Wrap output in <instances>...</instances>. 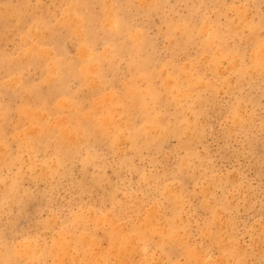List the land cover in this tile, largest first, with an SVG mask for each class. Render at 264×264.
Listing matches in <instances>:
<instances>
[{
    "label": "rangeland",
    "instance_id": "rangeland-1",
    "mask_svg": "<svg viewBox=\"0 0 264 264\" xmlns=\"http://www.w3.org/2000/svg\"><path fill=\"white\" fill-rule=\"evenodd\" d=\"M117 1L116 0H108V1L106 0L105 1L104 0H98V1L97 0H93V1L92 0H15V1L14 0H0V11H2L0 12V42H1L0 43L1 45L0 46V50H1L0 51L1 53L0 54V71H1L0 72V76H1L0 77V90H1L0 91V94H1L0 95V110L3 108L1 110L3 112L0 111V117H1L0 123L3 122L0 124V141H1L0 150L2 149L1 147L2 145L3 150L5 151V152L3 150L0 151V162H1L0 163V179H1L0 188L3 187L2 190L0 191V212L3 210L2 211L3 213L2 212L0 213V234L2 233L0 235V241H1L0 264L1 263L2 264H24L25 262H26L25 264H29V263L31 264H39V263L40 264H55V263L63 264L65 261H67V264H75V263L77 264V261H76L77 259L75 258H78V264H83V262L84 264H87V263L96 264L97 261L98 262L102 261L97 264H101V263L110 264L112 262L113 264H118V262L122 264L123 263L122 261H124L123 264H126L127 263L126 261H128L129 259L131 260H129L127 264H130L133 262H134L133 264H152V263L153 264H160V263L161 264H198V263L206 264L207 262L210 264L211 263L213 264L214 263L215 264H230V263L231 264H234V263L235 264H239V263L240 264L241 263L243 264L245 263L246 264H264V74H263L264 73V64H263L264 54H262L264 53V49H263L264 42H262L264 41V0H192V1L191 0L190 1L189 0H148V1L146 0L147 2L145 0H128V1L119 0L118 1L119 3ZM141 1H145L147 3V6H146V3L144 2L143 4L146 6L145 7ZM150 1L152 4L150 3ZM128 2L130 3V7H128L129 6ZM107 6L112 7V9L110 7L107 8ZM113 6L115 8H113ZM241 7L242 9H240ZM106 8L110 9L108 10L109 11L108 15L106 13L107 11ZM77 9H80L79 13L77 12L78 11ZM222 9H225V10H222ZM234 9H238V11ZM90 10L93 13L90 12ZM130 10L132 12L131 15H130ZM193 10L194 12L192 13ZM6 11L8 12L6 13ZM146 11H148L147 14H146ZM239 11L242 13L241 15ZM244 12H246L247 15ZM5 13H6V16L8 15V13L9 15L6 17L4 16ZM238 13L240 16L238 15ZM120 14H123V15H120ZM69 15H70V18H69ZM18 16H19V19L17 18ZM106 16H108V18L110 17L109 18L110 20ZM104 17L106 18L104 19ZM66 18H69V19H66ZM107 19H108V22H104ZM234 19H236V21H234ZM69 20L70 21L73 20V21L70 22ZM109 21H111L114 25H111L112 23ZM207 21L209 22L207 23ZM230 21H233L234 23ZM244 21L246 22L244 23ZM102 22L105 23V25ZM211 22L213 24H211ZM107 23L110 25H107ZM128 24H129V27H128ZM77 26L78 27L80 26V27L77 28ZM196 26H198V28ZM199 26H202L201 30ZM4 27H7V28H4ZM104 27L106 29H104ZM111 27L113 28L111 29ZM203 27L205 28L203 29ZM259 28L260 30L258 31ZM137 29L140 31H137ZM30 30L32 33L30 32ZM41 30L44 32H41ZM77 30H79L80 32H78ZM68 31L69 33H66ZM130 31L132 34L129 33ZM208 31H209V34H207ZM76 32L78 33L75 34ZM137 32H139L138 35L140 34L139 35L140 38L137 34H134ZM36 34L38 35L34 36ZM54 35L55 36L57 35L56 38ZM105 37H108V38H105ZM19 38L20 39L22 38V39L20 40ZM131 38H134L135 40ZM54 39L56 41H54ZM126 39H128L129 41ZM104 40L107 41V43L109 44H106ZM52 42L53 44H55L54 46ZM230 42L232 45L230 44ZM34 43H36L35 45L37 47H34L35 46ZM111 44L112 46L110 47ZM80 45L82 46L80 47ZM64 46L66 48H64ZM7 47L10 48L11 50L8 49ZM38 47H39V50H35ZM59 47H61V49ZM118 50L119 52L121 50V52L123 53L121 52L118 53ZM46 51H48L47 52L48 54L46 53ZM61 51H62L63 56L61 54ZM67 51H68V54H66ZM115 51H117V53ZM51 52L52 54L50 55ZM64 52H65V55H64ZM113 52L116 54H114ZM214 52H215V55H214ZM38 53L42 55H39ZM109 53H110V56H109ZM137 54L139 55V57ZM219 54L221 56H219ZM216 55H218V57ZM260 55L262 57H260ZM131 56L134 58H132ZM226 56L228 57V59ZM82 57H85V58L83 59ZM98 57H100V59ZM107 57L109 60L106 59ZM151 57H154V58L152 59ZM21 58H24V59H21ZM60 58H62L61 62L59 60ZM80 58H82V60ZM119 58H120L119 60L120 62L118 63ZM136 58H139V59L137 60ZM55 59L56 61H53ZM86 59L87 61L86 63H84ZM132 59H133V62H132ZM51 61L54 64L51 63ZM71 61L74 62L75 64L73 63L72 65ZM141 61L143 62L141 63ZM175 61H177V63ZM234 61L235 62L237 61V63L235 64ZM68 63L71 65V67H69L70 65ZM112 63H115V65ZM238 64L240 66H238ZM52 65H56L55 67L57 68L53 67ZM221 65H222V69H221ZM35 66L36 67L38 66V67L36 68ZM98 66H99V69H98ZM217 67H219L220 69H217ZM7 68L9 69V71ZM160 68L163 70H161ZM250 68L252 69L253 73L250 72L251 71L249 70ZM51 69H54V70H51ZM57 70H59L60 72ZM100 70H102L103 72H101ZM28 71L31 73H29ZM54 71L57 72V74L59 72V74L58 75L56 73L53 74ZM82 71H84L85 73L84 72L82 73ZM87 71L90 73H88ZM72 72L75 74V76ZM86 72L88 74H86ZM220 73L221 75H219ZM117 74H120V75L117 76ZM69 75H70V78H69ZM72 75L73 77H71ZM140 75L143 77H141ZM88 76L89 78L91 77L90 79L91 81H89ZM48 77L49 78L51 77V78L49 79ZM168 77L170 79H167ZM58 78L61 79L60 81L64 83L66 82V83L63 84L62 82L59 81ZM205 79H207L208 81ZM5 80H8V82ZM9 80L11 81L9 82ZM87 80L91 83H89ZM92 80L95 83H97L95 84V86L94 84H92ZM229 80H231V82ZM227 81H228V84H227ZM67 82L68 84L72 82V84L68 85ZM6 83H7V86H6ZM76 83L79 85H77ZM169 83H171V85ZM241 83H243L244 85H242ZM66 84L67 86H65ZM88 84H90V86L92 85L91 86L92 88ZM120 84L122 87L120 86ZM216 84H218L219 86L218 85L216 86ZM123 85H125L126 87H124ZM69 86L71 88H69ZM89 87L91 89H89ZM19 88L20 89L23 88V89L19 90ZM52 88H55L53 89L54 91L52 90ZM61 89L63 91H61ZM47 90L49 91V95L47 93L48 92ZM88 90H90V93ZM109 90H112V91H109ZM28 91H30V93ZM108 91L111 93H109ZM41 92L42 94L44 93V95L42 94L40 95ZM73 92H74V97H73ZM75 92L78 94L79 97L76 95ZM7 93L10 94V98ZM53 93L55 94V97ZM56 93L58 97H56L57 96ZM103 93H106V94L104 95ZM120 93L121 94L123 93V94L121 95ZM172 93H175V94L172 95ZM16 95L19 96L20 98L17 97ZM51 95L54 97V99H52L53 97ZM98 95L101 96L102 98L97 99L99 98ZM41 96L45 100L42 99ZM108 97L110 98L111 101L109 100ZM39 98L41 100H39ZM105 98H108V100ZM61 99L64 100L69 105V107L68 105L66 106V103L62 101ZM80 99H81V102L83 101L84 103L83 102L81 103ZM88 99L91 103L88 102ZM94 99H97V100L95 101ZM59 100H61L65 106ZM77 100L80 103H77L78 102ZM56 101H58V103H56ZM35 102L37 103L39 102L38 104L39 107L37 103ZM136 104H138V106ZM52 105H54L53 108L51 107ZM1 106H4V107H1ZM33 106H35V108H33ZM236 106L238 107L237 109H236ZM60 107H63V108H60ZM83 107L86 109L84 110ZM115 108H118V109L115 110ZM152 109L153 110L155 109V110L153 111ZM28 112H31V113L28 114ZM102 112L103 114L106 115V117L102 114ZM41 113H43L42 115H44V117L42 118H41ZM52 113H54L55 115ZM37 114H39V117ZM87 114L89 117L86 116ZM75 115H77V117ZM99 115L101 118L103 115L104 119L102 118L103 120H100V117H98ZM67 116L70 118L68 119ZM157 116L159 119L157 118ZM52 117H57V118H52ZM96 117L99 118L98 121ZM107 117L109 120L107 119ZM123 117H125V119H123ZM235 117L239 119L237 120ZM59 118L61 119L66 118L67 120L66 119L61 120ZM71 118H73L74 120ZM105 118L107 121H109V123L105 120ZM178 118H181V119H178ZM25 119L27 120V122H25L26 121ZM28 120L29 122H32V124L29 123ZM90 120L92 122H90ZM232 120L235 122L237 120L236 124ZM64 121L66 124L64 123ZM99 121L100 122L102 121V122L100 123ZM112 121L113 123H111ZM33 122L36 124H33ZM59 122H60V125H59ZM152 123H154L153 124L154 126L152 125ZM195 123L197 126L194 125ZM75 124L77 125V127ZM110 124H111V127H110ZM66 125H67V128L69 127L68 132H66L67 130L65 131L66 127L65 129L64 127H61V126H66ZM151 125L153 126L154 129H152ZM155 126L156 127L160 126V128L156 130ZM189 126L192 128H189ZM24 127L27 128L28 130L25 129ZM34 127L36 128L34 129ZM111 128L113 131H111ZM117 128L118 130L119 129L120 130L117 131L116 130ZM146 128L148 129V131L146 130ZM45 129H46V132H45ZM95 129L96 131L98 129V131L97 132L95 131L94 133ZM162 130H164V133ZM19 131H22V132L24 131V133L21 132L22 136L21 135L17 136L20 134V133L18 134ZM75 131L76 132L78 131L79 134L78 133L75 134ZM156 131L158 133H156ZM110 132H112V134ZM34 133L36 135H34ZM28 134L30 135L32 134L34 136L33 137L32 135L28 136ZM71 134L72 135L74 134L75 135V136L73 135L74 137L77 136L76 138H78L77 141L79 142L76 141V138L74 142L73 141L74 138L72 137ZM116 134L119 138L121 134L123 137L121 136V139L117 140L118 137L116 136ZM49 136L53 138L51 139ZM56 136L58 138H56ZM114 136H115L114 139L111 138ZM69 137L72 138L73 140L70 139ZM136 137L138 138L136 139ZM61 138H63V140ZM83 138L86 140V142H84L85 140ZM122 138H124L123 139L124 141H120L122 140ZM67 140L69 142L66 143ZM54 141L55 142L57 141L59 145L57 143H56L57 145L55 143L50 144V142H54ZM89 141H91L92 144ZM117 141L122 142V143H117ZM36 142H37V145L39 142L38 146L40 145L41 146L38 147L36 145ZM124 142H126V145L123 144ZM44 143H45V146H44ZM22 144L26 145L27 147L24 145L22 146ZM121 144H123L125 147L121 146ZM42 145L45 148H43ZM22 147L23 149L21 150ZM29 147L30 149L28 151ZM75 148H77L76 151L78 150L77 154L75 153L76 152L74 150ZM34 149H36L35 152H33ZM54 149L56 150L54 151ZM193 149L196 151H194ZM47 150L49 151V153ZM115 150L116 152H114ZM46 151H47V154H46ZM51 151H53L52 154H50ZM56 151H58V153ZM78 152L81 154H79ZM85 153L87 154L90 153V156L87 154L85 155ZM185 153L187 154L183 156V154ZM36 154L37 156L35 157ZM46 155L47 156L49 155V157H47ZM74 155L76 158L74 157ZM17 156L18 157L24 156L25 158L20 159ZM37 157H38V161L36 160ZM69 157H71L72 159L71 158L69 159ZM82 157L83 158L85 157L84 159H86V161L88 162L85 163L86 161H84ZM26 158L28 159L31 158L35 162H32L33 160L29 161ZM182 158L183 160L187 159L186 164H185L186 160L184 161V163L183 161H180ZM50 159H52V161ZM96 159L99 161H97ZM62 160L64 161L62 162ZM89 160H91V162H89ZM127 160H129L130 162H128ZM80 161L82 162L84 161V163H81ZM47 162H49L50 164L48 163L47 165ZM53 163L54 165L57 166L56 169L55 167L53 168L54 166L52 165ZM59 163H61V165ZM34 164L35 165L37 164L36 165L37 167L40 164V166H42L43 168L44 166H47V168H45L46 170L45 169L43 170V168L40 167L41 168L40 170V168L35 167ZM16 165H19L20 167ZM124 166L126 168H124ZM49 167H51L52 169L51 172H50ZM120 167L122 168V170ZM20 168L21 169L23 168V169L21 170ZM67 168L69 169L67 170ZM34 169H37V170H34ZM18 170H21V171L19 172ZM56 170L58 171L60 170V172ZM192 170L194 172H192ZM34 171L36 172V174ZM57 172L60 173L59 177H57V175H59ZM18 173L19 174L25 173L26 175L21 174L18 176ZM47 173L50 174L49 177L46 175ZM62 173L64 174L62 175ZM44 174L45 176L43 177L42 175ZM52 174L54 175L53 178H52L53 176ZM83 174H85V176ZM104 174L106 175L104 176ZM30 176H32V179H29L31 178ZM40 177H41V180L39 179ZM216 177H217V180H216ZM33 179L35 180L33 181ZM85 179L87 180V182ZM4 180H7V181L4 182ZM207 180L209 181V183L207 182ZM98 181L102 182V185ZM202 181L206 184L205 186H209V187H206L208 189V192H207V189L205 188L206 195L204 194V191H203L205 186L202 187L200 185V184L204 185ZM177 185L179 186V188ZM200 189L203 192L202 191L199 192ZM210 192H212V194ZM123 194H125V198L124 196H122ZM117 195L119 196L116 197ZM120 197L123 200H121ZM11 198H14L15 201L14 199H11ZM135 200L136 202H134ZM139 200L141 201V203ZM116 201L118 204L116 203ZM120 202L123 204H121ZM127 202H129V204ZM180 202L182 203L180 204ZM120 204L122 206H120ZM182 204H184L185 206L184 205L182 206ZM112 205H115V206H112ZM152 206L157 208V210L155 211V208H153ZM131 207L132 209H130ZM135 207H137L138 209ZM146 207H149V208H146ZM158 207L160 210L158 209ZM84 208L86 210L88 209L89 211L88 210L87 211L89 213L86 212ZM150 209L152 210L150 211ZM81 210H83L84 213H82ZM152 211H155V212H152ZM76 212L78 213L75 214ZM184 212H186L187 214ZM79 213L81 216H79ZM112 213L114 215H112ZM5 214H6V217H5ZM108 214L112 218H110ZM74 215H77L78 217L77 216L74 217ZM91 215L93 217H91ZM115 215H117L118 217ZM97 216L98 218L99 217L100 218L98 219ZM114 217H115V222L113 219ZM219 217L222 219H220ZM86 218H88V222ZM190 218H192V220ZM104 219H106V221H104ZM111 219H113V221ZM137 219L138 221H136ZM77 220H80V221H77ZM90 220H91V223H90ZM92 220L94 223L92 222ZM141 220L142 222L140 223ZM228 220L230 223L228 222ZM84 221L86 223H84ZM10 222H11V225H10ZM103 222L105 223L103 224ZM135 222L137 223L135 224ZM215 222L216 224H214ZM151 223L155 224V226L152 225V227H150ZM206 223H209V224L206 225ZM102 224L104 226H102ZM146 224H150V225L147 226ZM113 225L114 226L116 225V226L113 227ZM158 225L162 226L163 228L162 229L161 227L158 228ZM189 225L191 226L189 227ZM204 225L206 226L204 227ZM230 225H232V227ZM142 226H143V229H142ZM201 226H202V229H201ZM126 227L129 228V230H127ZM130 227H131V230H130ZM154 227H157V228L155 229ZM218 227H222V228H218ZM223 227H224V232L222 231ZM115 228H118V229H115ZM147 228H150V229L148 230ZM189 228L191 229V232H189L190 231ZM56 229L57 231H55ZM158 229H161V230H158ZM11 230L13 231V233ZM144 231H146V234L148 233L147 235L149 237L146 234H144ZM65 232H67L68 235ZM233 232L235 233L233 234ZM77 233H79V235ZM111 233L112 234L114 233V235H111ZM125 233L126 234L128 233V234L126 235ZM131 234L133 237H130ZM224 235H226V240L224 238ZM66 236H69L68 238L71 240L67 239ZM83 236L86 237V239H84ZM125 236H127L128 238L130 237L129 239H132V240H126L127 237ZM60 237L63 238L62 239L63 242H61ZM111 237L114 238V240H112ZM117 238L118 239L120 238V240H117ZM186 238H189V239H186ZM26 239H28L27 244H26ZM54 239L56 241V244L54 242ZM157 239L159 242L155 241ZM51 240L52 242H54L53 244L51 243ZM58 240H59V244H58ZM21 241H23V243H21ZM64 241L66 242V244H63L64 248H62L63 247L62 243H65ZM74 241L77 243H74ZM130 241L136 242L135 243L136 246L135 245L133 246V243L131 244ZM107 242H109V244ZM137 242L140 245H138ZM29 243L31 244V246L33 244L34 245L31 247ZM70 243L72 244V246ZM86 243H89V244L92 243V244L89 245ZM172 243L174 245H172ZM226 243L227 245H225ZM229 243H232L233 245L232 244L229 245ZM24 244L27 245V250L25 249L26 247L25 248L22 247V246H26ZM60 244L62 246H60ZM126 245H128V247ZM6 246H7V251H6ZM34 246L36 247L38 246V249ZM39 246L42 248H40ZM68 246L69 248L67 249ZM73 246L75 247V249L73 248ZM215 246L217 247L215 248ZM83 247L85 248L83 249ZM221 247L223 248L225 247L224 249L226 250H223ZM15 248H17V251ZM21 248L24 249L23 250L24 252L26 250L25 252L26 254L25 253L21 254L23 252ZM101 248L103 251L100 250ZM125 248L128 249L126 252V255H125V252L123 251V250H126ZM41 249H42V252H40ZM193 249H196L197 251H193ZM220 249L222 250L220 251ZM59 251L62 252V255L64 254L65 258L64 257L62 258V256L59 255L61 254L59 253ZM96 251H97V254H96ZM188 251L189 253H187ZM37 252L38 253L40 252V253L36 255ZM67 252L70 254H68ZM88 252H89V255H88ZM118 252H121V253H118ZM138 252L140 255L136 256V254L138 255ZM143 252L145 253L143 254ZM157 252L159 254H157ZM76 253H78V255ZM93 253L95 256L97 255L96 256L97 259H94L96 257L93 255ZM20 254L22 257L20 256ZM30 254L32 255L34 254L35 256L33 255L34 257H32V255ZM133 254L135 257L134 259L132 258ZM24 255L25 256L28 255V256L25 257ZM108 255L109 257H107ZM181 255L182 257L179 258V256ZM230 255L232 256L233 259H231ZM245 255L247 257H245ZM89 256L91 258H89ZM19 257L21 258L19 259ZM58 257L62 258L63 261H60V263L55 262L58 259ZM145 257L146 259H144ZM223 257L227 259L225 260ZM86 258H88V260ZM7 259L9 260L7 261ZM85 259H86V262L84 261ZM89 259H93V261L91 260V263H90ZM234 259L236 262H234ZM220 260H221V263L219 262ZM71 261H73L74 263H71ZM141 261L142 263H140ZM222 261H224L225 263L224 262L222 263Z\"/></svg>",
    "mask_w": 264,
    "mask_h": 264
},
{
    "label": "bare ground",
    "instance_id": "bare-ground-1",
    "mask_svg": "<svg viewBox=\"0 0 264 264\" xmlns=\"http://www.w3.org/2000/svg\"><path fill=\"white\" fill-rule=\"evenodd\" d=\"M14 1H15V0H14ZM92 1H93V0H92ZM97 1H98V0H97ZM104 1H105V0H104ZM106 1H108V0H106ZM116 1H117V0H116ZM118 1H119V0H118ZM118 1H117V2H118ZM127 1H128V0H127ZM145 1H146V0H145ZM145 1H141L142 4H143ZM147 1H148V0H147ZM147 1H146V2H147ZM189 1H190V0H189ZM191 1H192V0H191ZM72 2H73V1H72ZM146 2H145V3H146ZM184 2H185V1H184ZM70 3H71V2H70ZM99 3H100V2H99ZM104 3H105V2H104ZM118 3H119V2H118ZM128 3H129V2H128ZM150 3H151V1H150ZM217 3H218V2H217ZM107 4H108V2H107ZM121 4H122V3H121ZM151 4H152V3H151ZM112 5H113V4H112ZM131 5H132V4H131ZM143 5H144V4H143ZM157 5H159V4H157ZM163 5H164V4H163ZM67 6H68V5H67ZM72 6H74V5H72ZM144 6H145V5H144ZM146 6H147V3H146ZM146 6H145V7H146ZM235 6H236V5H235ZM237 6H238V5H237ZM16 7H17V6H16ZM23 7H24V6H23ZM87 7H88V6H87ZM97 7H98V6H97ZM109 7H110V6H109ZM109 7L107 6V8H109ZM119 7H120V6H119ZM123 7H124V6H123ZM126 7H127V6H126ZM128 7H130V3H129V6H128ZM34 8H35V7H34ZM107 8H106L107 11L110 10V9H107ZM110 8L112 9V7H110ZM113 8H115V7L113 6ZM71 9H72V8H71ZM126 9H127V8H126ZM220 9H221V8H220ZM232 9H233V8H232ZM238 9H239V8H238ZM238 9H234V10H237V11H238ZM240 9H242V7H241ZM2 10H3V8H2ZM12 10H13V9H12ZM12 10H11V11H12ZM27 10H28V9H27ZM77 10H78L77 12L79 13V12H80V11H79L80 9H77ZM95 10H96V9H95ZM102 10H103V9H102ZM222 10H225V9H222ZM244 10H245V9H244ZM81 11H82V9H81ZM88 11H89V9H88ZM97 11H98V10H97ZM107 11H106V13H107V15H108V14H109V11H108V12H107ZM124 11H125V10H124ZM0 12H2V11H0ZM7 12H8V11H6V13H7ZM29 12H30V11H29ZM58 12H59V11H58ZM90 12H92V11L90 10ZM147 12H148V11H146V14H147ZM193 12H194V10L192 11V13H193ZM239 12H240V11H239ZM246 12H247V11H246ZM246 12H244V13L246 14ZM6 13H5L4 16H6ZM43 13H44V12H43ZM84 13H85V12H84ZM92 13H93V12H92ZM94 13H95V12H94ZM100 13H101V12H100ZM106 13H104V14H106ZM111 13H112V12H111ZM111 13H110V14H111ZM125 13H126V12H125ZM131 13H132V12H131V10H130V15H131ZM1 14H3V13H1ZM96 14H97V13H96ZM126 14H127V13H126ZM216 14H217V13H216ZM227 14H228V13H227ZM241 14H242V13L240 12V15H241ZM8 15H9V13H8ZM8 15H7V16H8ZM26 15H27V14H26ZM41 15H42V14H41ZM89 15H90V13H89ZM118 15H119V14H118ZM120 15H123V14H120ZM124 15H125V14H124ZM238 15H239V13H238ZM240 15H239V16H240ZM246 15H247V14H246ZM246 15H245V16H246ZM7 16H6V17H7ZM27 16H28V15H27ZM61 16H62V15H61ZM61 16H60V17H61ZM67 16H68V15H67ZM67 16H66V17H67ZM100 16H102V15H100ZM149 16H150V15H149ZM209 16H210V15H209ZM216 16H217V15H216ZM223 16H224V15H223ZM39 17H40V16H39ZM86 17H87V16H86ZM89 17H90V16H89ZM106 17L108 18V16H106ZM106 17H104V19H105ZM200 17H202V16H200ZM17 18L19 19V16H18ZM29 18H30V16H29ZM69 18H70V15H69ZM69 18H66V19H69ZM109 18H110V17H109ZM109 18H108V19H109ZM163 18H164V17H163ZM193 18H194V17H193ZM198 18H199V17H198ZM206 18H207V17H206ZM214 18H215V17H214ZM214 18H213V19H214ZM241 18H242V17H241ZM248 18H249V17H248ZM60 19H61V18H60ZM80 19H81V18H80ZM108 19H107L106 21H104V22H108ZM125 19H126V18H125ZM125 19H124V20H125ZM243 19H244V18H243ZM243 19H242V21H243ZM12 20H14V19H12ZM16 20H17V19H16ZM16 20H15V21H16ZM62 20H63V19H62ZM76 20H77V19H76ZM90 20H91V19H90ZM109 20H110V19H109ZM112 20H113V19H112ZM127 20H128V19H127ZM167 20H168V19H167ZM26 21H28V20H26ZM64 21H65V19H64ZM64 21H63V23H64ZM69 21H70V20H69ZM72 21H73V20H72ZM72 21H70V22H72ZM82 21H83V19H82ZM102 21H103V19H102ZM192 21H193V20H192ZM194 21H195V20H194ZM216 21H217V20H216ZM234 21H236V19H234ZM13 22H14V21H13ZM39 22H40V21H39ZM60 22H61V21H60ZM76 22H77V21H76ZM80 22H81V21H80ZM109 22H111V21H109ZM115 22H116V21H115ZM127 22H128V21H127ZM129 22H130V21H129ZM208 22H209V21H207V23H208ZM228 22H229V21H228ZM230 22H233V21H230ZM245 22H246V21H244V23H245ZM8 23H9V22H8ZM40 23H41V22H40ZM40 23H39V24H40ZM73 23H74V22H73ZM102 23H103V22H102ZM111 23H112V22H111ZM207 23H206V24H207ZM217 23H218V22H217ZM233 23H234V22H233ZM240 23H241V22H240ZM103 24L105 25V23H103ZM192 24H193V23H192ZM204 24H205V22H204ZM211 24H213V23L211 22ZM238 24H239V23H238ZM238 24H237V25H238ZM73 25H74V24H73ZM98 25H99V24H98ZM100 25H101V24H100ZM107 25H110V24L107 23ZM107 25H106V26H107ZM111 25H114V24L112 23ZM131 25H132V24H131ZM178 25H179V24H178ZM198 25H199V24H198ZM208 25H209V24H208ZM237 25H236V26H237ZM243 25H244V24H243ZM26 26H27V25H26ZM118 26H119V25H118ZM118 26H117V27H118ZM205 26H206V25H205ZM209 26H210V25H209ZM12 27H13V26H12ZM39 27H40V26H39ZM79 27H80V26H79ZM79 27L77 26V28H79ZM93 27H94V26H93ZM128 27H129V24H128ZM131 27H132V26H131ZM196 27L198 28V26H196ZM199 27H200V30H201V27H202V26H199ZM213 27H214V26H213ZM252 27H253V26H252ZM252 27H251V28H252ZM4 28H7V27H4ZM75 28H76V27H75ZM112 28H113V27H111V29H112ZM165 28H166V27H165ZM180 28H181V27H180ZM204 28H205V27H203V29H204ZM238 28H239V27H238ZM256 28H257V26H256ZM260 28H261V27H260ZM260 28L258 29V31L260 30ZM13 29H15V28H13ZM24 29H25V28H24ZM80 29H81V28H80ZM104 29H106V28L104 27ZM109 29H110V28H109ZM127 29H128V28H127ZM228 29H229V28H228ZM253 29H254V28H253ZM58 30H59V29H58ZM70 30H71V29H70ZM94 30H95V29H94ZM184 30H185V29H184ZM188 30H189V29H188ZM210 30H211V29H210ZM222 30H223V29H222ZM229 30H230V29H229ZM233 30H234V29H233ZM238 30H239V29H238ZM244 30H246V29H244ZM244 30H243V31H244ZM38 31H39V30H38ZM61 31H62V30H61ZM73 31H74V29H73ZM73 31H72V32H73ZM77 31L80 32L79 30H77ZM98 31H99V30H98ZM104 31H105V30H104ZM134 31H135V30H134ZM137 31H140V30L137 29ZM227 31H228V30H227ZM235 31H236V30H235ZM239 31H240V30H239ZM30 32H31V30H30ZM41 32H44V31L41 30ZM78 32H76L75 34H77ZM113 32H114V31H113ZM123 32H124V30H123ZM132 32H133V31H132ZM191 32H192V31H191ZM197 32H198V31H197ZM201 32H202V31H201ZM205 32H206V31H205ZM31 33H32V32H31ZM36 33H37V32H36ZM62 33H63V32H62ZM66 33H69V31L66 32ZM91 33H92V32H91ZM129 33H131V31H130ZM129 33H128V34H129ZM138 33H139V32L134 33V34H137V35H138ZM178 33H179V32H178ZM229 33H230V32H229ZM245 33H246V32H245ZM33 34H34V33H33ZM33 34H32V35H33ZM39 34H40V33H39ZM42 34H43V33H42ZM46 34H47V33H46ZM46 34H45V35H46ZM56 34H57V32H56ZM60 34H61V33H60ZM60 34H59V35H60ZM101 34H102V33H101ZM112 34H113V33H112ZM131 34H132V33H131ZM131 34H130V35H131ZM145 34H146V33H145ZM203 34H204V33H203ZM207 34H209V31H208ZM238 34H239V33H238ZM37 35H38V34H36V35H34V36H37ZM48 35H50V34H48ZM79 35H81V34H79ZM110 35H111V34H110ZM139 35H140V34H139ZM139 35H138V36H139ZM39 36H40V35H39ZM41 36H42V35H41ZM54 36H55V35H54ZM56 36H57V35H56ZM56 36H55V38H56ZM67 36H68V35H67ZM67 36H66V37H67ZM75 36H76V35H75ZM75 36H74V38H75ZM118 36H119V35H118ZM127 36H128V35H127ZM205 36H206V35H205ZM210 36H211V35H210ZM46 37H47V36H46ZM61 37H62V36H61ZM64 37H65V36H64ZM64 37H63V38H64ZM69 37H70V36H69ZM77 37H78V35H77ZM112 37H113V36H112ZM125 37H126V36H125ZM129 37H130V36H129ZM133 37H134V36H133ZM143 37H144V35H143ZM227 37H228V35H227ZM230 37H231V36H230ZM249 37H250V36H249ZM3 38H4V37H3ZM3 38H2V39H3ZM57 38H58V37H57ZM79 38H80V37H79ZM105 38H108V37H105ZM114 38H115V37H114ZM134 38H135V37H134ZM134 38H131V39H134ZM139 38H140V36H139ZM190 38H191V37H190ZM214 38H215V37H214ZM252 38H253V37H252ZM19 39H20V38H19ZM21 39H22V38H21ZM21 39H20V40H21ZM45 39H46V38H45ZM50 39H51V38H50ZM59 39H60V38H59ZM59 39H58V40H59ZM109 39H110V38H109ZM135 39H136V38H135ZM135 39H134V40H135ZM250 39H251V38H250ZM260 39H261V38H260ZM33 40H34V39H33ZM105 40H107V39H105ZM105 40H104V41H105ZM113 40H114V39H113ZM113 40H112V41H113ZM120 40H121V39H120ZM126 40H128V39H126ZM134 40H133V41H134ZM146 40H147V39H146ZM195 40H196V39H195ZM244 40H245V39H244ZM247 40H248V39H247ZM1 41H2V40H1ZM25 41H26V40H25ZM54 41H56V40L54 39ZM54 41H53V42H54ZM62 41H63V39H62ZM66 41H67V40H66ZM102 41H103V40H102ZM112 41H111V42H112ZM128 41H129V40H128ZM211 41H212V40H211ZM211 41H210V42H211ZM27 42H28V41H27ZM49 42H50V41H49ZM53 42H52V44H53ZM59 42H60V41H59ZM73 42H74V40H73ZM105 42H106V44H109V43H107V41H105ZM199 42H200V41H199ZM205 42H206V41H205ZM216 42H217V41H216ZM216 42H215V43H216ZM218 42H219V40H218ZM262 42H264V41H262ZM0 43H1V42H0ZM50 43H51V42H50ZM54 43H55V42H54ZM62 43H64V42H62ZM75 43H76V42H75ZM131 43H132V42H131ZM131 43H130V44H131ZM136 43H137V42H136ZM211 43H212V42H211ZM35 44H36V43H34V45H35ZM44 44H45V43H44ZM81 44H82V43H81ZM102 44H103V42H102ZM119 44H120V43H119ZM121 44H123V43H121ZM125 44H126V43H125ZM172 44H173V43H172ZM204 44H206V43H204ZM212 44H213V43H212ZM221 44H222V43H221ZM230 44H231V42H230ZM242 44H243V43H242ZM245 44H246V43H245ZM9 45H10V44H9ZM19 45H20V44H19ZM22 45H23V44H22ZM27 45H28V43H27ZM54 45H55V44H53V46H54ZM93 45H94V44H93ZM231 45H232V44H231ZM261 45H262V43H261ZM0 46H1V45H0ZM47 46H48V45H47ZM58 46H59V45H58ZM58 46H56V47H58ZM81 46H82V45H80V47H81ZM111 46H112V44L110 45V47H111ZM114 46H115V45H114ZM125 46H126V45H125ZM125 46H124V47H125ZM127 46H128V45H127ZM225 46H226V45H225ZM228 46H229V45H228ZM257 46H258V44H257ZM29 47H30V46H29ZM31 47H33V46H31ZM34 47H37V46L35 45ZM49 47H50V46H49ZM61 47H62V46H61ZM61 47H59V48L61 49ZM83 47H84V45H83ZM85 47H86V46H85ZM93 47H94V46H93ZM115 47H116V46H115ZM124 47H123V48H124ZM179 47H180V46H179ZM223 47H224V46H223ZM223 47H222V48H223ZM235 47H237V46H235ZM249 47H250V46H249ZM5 48H6V47H5ZM7 48H8V47H7ZM54 48H55V47H54ZM59 48H58V49H59ZM62 48H63V47H62ZM64 48H66V47L64 46ZM76 48H77V47H76ZM113 48H114V47H113ZM145 48H146V47H145ZM151 48H152V47H151ZM228 48H229V47H228ZM240 48H241V47H240ZM260 48H262V47H260ZM8 49H10V48H8ZM14 49H15V48H14ZM21 49H22V48H21ZM34 49H35V48H34ZM42 49H43V48H42ZM42 49H41V50H42ZM46 49H47V48H46ZM46 49H45V50H46ZM58 49H57V50H58ZM84 49H85V48H84ZM95 49H96V48H95ZM118 49H119V48H118ZM143 49H144V48H143ZM225 49H226V47H225ZM236 49H237V48H236ZM245 49H246V48H245ZM263 49H264V48H263ZM10 50H11V49H10ZM35 50H39V47L36 48ZM41 50H40V51H41ZM50 50H51V49H50ZM100 50H101V49H100ZM107 50H108V48H107ZM141 50H142V49H141ZM175 50H176V49H175ZM179 50H180V49H179ZM234 50H235V49H234ZM239 50H240V49H239ZM252 50H253V49H252ZM0 51H1V50H0ZM4 51H5V50H4ZM8 51H9V50H8ZM59 51H60V50H59ZM63 51H64V50H63ZM86 51H87V50H86ZM93 51H94V50H93ZM126 51H127V50H126ZM142 51H143V50H142ZM176 51H177V50H176ZM224 51H225V50H224ZM231 51H232V50H231ZM35 52H36V51H35ZM37 52H38V51H37ZM47 52H48V51H46V53H47ZM115 52L117 53V51H115ZM120 52H121V50H120ZM120 52H119V50H118V53H120ZM130 52H131V51H130ZM149 52H150V51H149ZM151 52H152V51H151ZM202 52H203V50H202ZM240 52H241V51H240ZM251 52H252V51H251ZM257 52H258V51H257ZM24 53H26V52H24ZM46 53H45V54H46ZM58 53H59V52H58ZM82 53H83V51H82ZM87 53H88V52H87ZM89 53H90V52H89ZM113 53H114V52H113ZM116 53H114V54H116ZM121 53H123V52H121ZM125 53H126V52H125ZM131 53H132V52H131ZM134 53H135V51H134ZM137 53H138V52H137ZM174 53H175V52H174ZM211 53H212V51H211ZM216 53H217V51H216ZM218 53H219V52H218ZM229 53H230V52H229ZM260 53H261V52H260ZM0 54H1V53H0ZM12 54H13V53H12ZM38 54H39V53H38ZM43 54H44V53H43ZM47 54H48V53H47ZM51 54H52V52L50 53V55H51ZM61 54H62V51H61ZM66 54H68V51H67ZM111 54H112V53H111ZM114 54H113V55H114ZM149 54H150V53H149ZM149 54H148V55H149ZM175 54H176V53H175ZM227 54H228V53H227ZM234 54H235V53H234ZM234 54H233V55H234ZM237 54H238V53H237ZM244 54H245V53H244ZM251 54H252V53H251ZM253 54H254V53H253ZM258 54H259V53H258ZM262 54H264V53H262ZM17 55H18V54H17ZM17 55H16V56H17ZM39 55H42V54H39ZM64 55H65V52H64ZM75 55H76V54H75ZM75 55H74V56H75ZM90 55H91V54H90ZM132 55H133V54H132ZM137 55H138V54H137ZM145 55H146V54H145ZM150 55H151V54H150ZM214 55H215V52H214ZM230 55H231V54H230ZM27 56H28V55H27ZM33 56H34V55H33ZM45 56H46V55H45ZM48 56H49V55H48ZM48 56H47V57H48ZM62 56H63V54H62ZM92 56H93V55H92ZM92 56H91V57H92ZM97 56H98V55H97ZM109 56H110V53H109ZM116 56H117V55H116ZM118 56H119V55H118ZM140 56H141V54H140ZM216 56L218 57V55H216ZM219 56H221V55L219 54ZM55 57H56V56H55ZM72 57H73V56H72ZM78 57H79V56H78ZM89 57H90V56H89ZM103 57H104V56H103ZM113 57H114V56H113ZM119 57H120V56H119ZM131 57H132V56H131ZM138 57H139V55H138ZM144 57H145V56H144ZM203 57H204V56H203ZM226 57H227V56H226ZM228 57H229V55H228ZM228 57H227V59H228ZM253 57H254V56H253ZM260 57H262V56L260 55ZM14 58H15V57H14ZM17 58H18V57H17ZM28 58H29V57H28ZM66 58H67V57H66ZM82 58L84 59L85 57H82ZM82 58H80V59L82 60ZM86 58H87V57H86ZM98 58L100 59V57H98ZM129 58H130V57H129ZM132 58H134V57H132ZM151 58L153 59L154 57H151ZM230 58H231V57H230ZM21 59H24V58H21ZM61 59H62V58L59 59L60 62H61ZM78 59H79V58H78ZM102 59H103V58H102ZM102 59H101V61H102ZM106 59H108V57H107ZM121 59H122V58H121ZM136 59L138 60L139 58H136ZM143 59H144V58H143ZM155 59H156V58H155ZM170 59H171V58H170ZM259 59H260V58H259ZM261 59H262V58H261ZM69 60H70V59H69ZM88 60H89V59H88ZM108 60H109V59H108ZM119 60H120V58L118 59V63L120 62ZM127 60H128V59H127ZM137 60H136V61H137ZM140 60H141V59H140ZM146 60H147V59H146ZM174 60H175V59H174ZM204 60H205V59H204ZM206 60H207V59H206ZM236 60H237V58H236ZM53 61H56V59L53 60ZM64 61H65V60H64ZM73 61H74V60H73ZM86 61H87V59L84 61V63H86ZM101 61H100V62H101ZM129 61H130V60H129ZM136 61H135V62H136ZM144 61H145V60H144ZM226 61H227V60H226ZM1 62H2V61H1ZM62 62H63V60H62ZM67 62H68V60H67ZM71 62H72V61H71ZM77 62H78V61H77ZM80 62H82V61H80ZM91 62H92V61H91ZM91 62H90V63H91ZM115 62H116V61H115ZM121 62H122V61H121ZM125 62H126V60H125ZM132 62H133V59H132ZM142 62H143V61H141V63H142ZM173 62H174V61H173ZM175 62L177 63V61H175ZM234 62H235V61H234ZM5 63H6V62H5ZM7 63H8V62H7ZM11 63H12V62H11ZM48 63H49V62H48ZM51 63H53V62L51 61ZM51 63H50V64H51ZM69 63H70V62H69ZM69 63H68V64H69ZM73 63H74V62H72V65H73ZM84 63H83V64H84ZM90 63H89V64H90ZM104 63H105V62H104ZM107 63H108V61H107ZM110 63H111V62H110ZM128 63H129V62H128ZM128 63H127V64H128ZM136 63H137V62H136ZM141 63H139V64H141ZM145 63H146V62H145ZM147 63H148V61H147ZM153 63H154V62H153ZM153 63H152V64H153ZM164 63H165V62H164ZM229 63H230V62H229ZM236 63H237V61L235 62V64H236ZM12 64H13V63H12ZM53 64H54V63H53ZM74 64H75V63H74ZM112 64L115 65V63H112ZM152 64H151V65H152ZM185 64H186V63H185ZM230 64H231V63H230ZM263 64H264V60H263ZM5 65H6V64H5ZM56 65H57V63H56ZM56 65H52V66L55 67ZM61 65H62V64H61ZM69 65H70V64H69ZM120 65H121V64H120ZM124 65H125V63H124ZM134 65H136V64H134ZM167 65H168V64H167ZM169 65H171V64H169ZM6 66H7V65H6ZM41 66H42V65H41ZM52 66H51V67H52ZM86 66H87V64H86ZM93 66H94V65H93ZM100 66H101V64H100ZM226 66H227V65H226ZM232 66H233V65H232ZM238 66H240V65L238 64ZM12 67H13V66H12ZM35 67H36V66H35ZM37 67H38V66H37ZM37 67H36V68H37ZM69 67H71V65H70ZM72 67H73V66H72ZM103 67H104V66H103ZM119 67H120V66H119ZM121 67H122V66H121ZM124 67H126V66H124ZM150 67H151V66H150ZM160 67H161V66H160ZM167 67H168V66H167ZM183 67H184V65H183ZM212 67H213V66H212ZM233 67H234V66H233ZM250 67H251V66H250ZM5 68H6V67H5ZM29 68H30V67H29ZM55 68H57V67H55ZM76 68H77V67H76ZM80 68H81V67H80ZM105 68H106V67H105ZM133 68H134V67H133ZM152 68H153V67H152ZM185 68H186V67H185ZM198 68H199V67H198ZM210 68H211V66H210ZM231 68H232V67H231ZM7 69H8V68H7ZM49 69H50V68H49ZM98 69H99V66H98ZM113 69H114V68H113ZM147 69H148V68H147ZM160 69H161V68H160ZM170 69H171V67H170ZM172 69H173V68H172ZM187 69H188V68H187ZM217 69H220V68L217 67ZM221 69H222V65H221ZM226 69H227V68H226ZM247 69H248V68H247ZM255 69H256V68H255ZM24 70H25V69H24ZM27 70H28V69H27ZM51 70H54V69H51ZM65 70H67V69H65ZM103 70H104V69H103ZM125 70H126V69H125ZM150 70H151V69H150ZM161 70H163V69H161ZM165 70H166V69H165ZM184 70H185V69H184ZM233 70H234V68H233ZM238 70H239V69H238ZM249 70H251L250 72H252V69H251V68H250ZM249 70H248V71H249ZM8 71H9V69H8ZM10 71H11V69H10ZM17 71H18V70H17ZM33 71H34V70H33ZM57 71H59V70H57ZM61 71H62V69H61ZM85 71H86V69H85ZM96 71H97V70H96ZM100 71L103 72L102 70H100ZM225 71H226V70H225ZM0 72H1V71H0ZM28 72H29V71H28ZM28 72H27V73H28ZM38 72H39V71H38ZM48 72H49V71H48ZM59 72H60V71H59ZM59 72H58V74H59ZM83 72H84V71H82V73H83ZM87 72H88V71H87ZM87 72H86V74L90 73V72H88V73H87ZM29 73H31V72H29ZM55 73L57 74V72L54 71L53 74H55ZM72 73H73V72H72ZM78 73H79V72H78ZM84 73H85V72H84ZM161 73H162V72H161ZM252 73H253V72H252ZM2 74H3V73H2ZM8 74H9V72H8ZM39 74H40V73H39ZM58 74H57V75H58ZM61 74H62V73H61ZM61 74H60V76H61ZM68 74H69V73H68ZM73 74H74V73H73ZM76 74H77V73H76ZM93 74H95V73H93ZM228 74H229V73H228ZM263 74H264V73H263ZM24 75H26V74H24ZM49 75H50V74H49ZM70 75H71V74H70ZM70 75H69V78H70ZM83 75H84V74H83ZM99 75H100V74H99ZM111 75H112V74H111ZM118 75H120V74H117V76H118ZM152 75H153V74H152ZM173 75H174V74H173ZM193 75H194V74H193ZM193 75H192V76H193ZM202 75H203V74H202ZM207 75H208V74H207ZM219 75H221V73H220ZM224 75H225V74H224ZM229 75H230V74H229ZM5 76H6V75H5ZM16 76H17V74H16ZM16 76H15V77H16ZM21 76H23V75H21ZM27 76H28V75H27ZM47 76H48V75H47ZM74 76H75V74H74ZM101 76H102V75H101ZM112 76H113V75H112ZM136 76H138V75H136ZM140 76H141V75H140ZM234 76H235V75H234ZM239 76H240V75H239ZM0 77H1V76H0ZM24 77H25V76H24ZM51 77H52V75H51ZM51 77H50V78H51ZM71 77H73V75H72ZM94 77H95V75H94ZM94 77H93V79H94ZM123 77H124V76H123ZM126 77H127V76H126ZM141 77H143V76H141ZM141 77H139V78H141ZM164 77H165V75H164ZM193 77H194V76H193ZM228 77H229V76H228ZM232 77H233V76H232ZM240 77H241V76H240ZM17 78H19V77H17ZM28 78H29V77H28ZM28 78H27V79H28ZM45 78H47V77H45ZM48 78H49V77H48ZM50 78H49V79H50ZM53 78H54V77H53ZM55 78H56V77H55ZM59 78H61V77H59ZM59 78H58V79H59ZM67 78H68V77H67ZM67 78H66V79H67ZM86 78H87V76H86ZM106 78H107V77H106ZM118 78H119V77H118ZM134 78H136V77H134ZM144 78H145V77H144ZM162 78H163V76H162ZM253 78H254V77H253ZM9 79H11V78H9ZM13 79H14V78H13ZM23 79H25V78H23ZM88 79H89V81H91V80H90L91 77L89 78V76H88ZM116 79H117V78H116ZM142 79H143V78H142ZM159 79H160V78H159ZM167 79H170V78L168 77ZM180 79H181V78H180ZM197 79H198V78H197ZM203 79H204V78H203ZM236 79H237V78H236ZM240 79H241V78H240ZM30 80H31V79H30ZM53 80H54V79H53ZM55 80H56V79H55ZM60 80H61V79H59V81H60ZM69 80H70V79H69ZM102 80H103V79H102ZM140 80H141V79H140ZM146 80H147V79H146ZM205 80H207V79H205ZM209 80H210V79H209ZM226 80H228V79H226ZM234 80H235V79H234ZM234 80H233V81H234ZM5 81L8 82V80H5ZM10 81H11V80H9V82H10ZM42 81H43V80H42ZM45 81H47V80H45ZM49 81H51V80H49ZM63 81H64V80H63ZM67 81H68V80H67ZM82 81H83V79H82ZM82 81H81V82H82ZM87 81H88V80H87ZM89 81H88V82H89ZM110 81H111V80H110ZM110 81H109V82H110ZM118 81H119V80H118ZM125 81H126V80H125ZM125 81H124V83H125ZM169 81H170V80H169ZM193 81H194V80H193ZM207 81H208V80H207ZM221 81H223V80H221ZM229 81L231 82V80H229ZM245 81H246V80H245ZM60 82H62V81H60ZM76 82H77V81H76ZM114 82H115V81H114ZM116 82H117V81H116ZM200 82H201V81H200ZM210 82H211V81H210ZM217 82H219V81H217ZM19 83H20V82H19ZM21 83H22V82H21ZM24 83H25V82H24ZM26 83H27V82H26ZM62 83L65 84L66 82H65V83L62 82ZM89 83H91V82H89ZM111 83H112V82H111ZM117 83H118V82H117ZM140 83H141V82H140ZM194 83H195V82H194ZM202 83H203V82H202ZM11 84H12V83H11ZM15 84H16V83H15ZM31 84H32V83H31ZM67 84H68V82H67ZM67 84H66L65 86H67ZM70 84H72V82H71ZM70 84H68V85H70ZM76 84H77V83H76ZM92 84H94V86H95V84H97V83H95V82L92 80ZM165 84H167V83H165ZM169 84L171 85V83H169ZM213 84H214V83H213ZM221 84H222V83H221ZM227 84H228V81H227ZM236 84H237V83H236ZM241 84L244 85L243 83H241ZM1 85H3V84H1ZM29 85H30V84H29ZM45 85H46V84H45ZM53 85H54V84H53ZM77 85H79V84H77ZM88 85L90 86V84H88ZM217 85H218V84H216V86H217ZM223 85H225V84H223ZM234 85H235V84H234ZM6 86H7V83H6ZM35 86H36V85H35ZM62 86H63V85H62ZM62 86H61V87H62ZM65 86H64V87H65ZM91 86H92V85H91ZM91 86H90V87H91ZM120 86H121V84H120ZM123 86L126 87L125 85H123ZM201 86H202V84H201ZM218 86H219V85H218ZM232 86H233V85H232ZM4 87H5V86H4ZM24 87H25V86H24ZM24 87H23V88H24ZM59 87H60V86H59ZM90 87H89V89L92 88V87H91V88H90ZM121 87H122V86H121ZM175 87H176V86H175ZM199 87H200V86H199ZM227 87H228V86H227ZM240 87H241V86H240ZM20 88H21V87H20ZM20 88H19V90H22V89H23V88H22V89H20ZM29 88H31V87H29ZM55 88H56V87H55ZM55 88H52V90L55 89ZM69 88H71V87L69 86ZM93 88H94V87H93ZM98 88H99V87H98ZM102 88H103V87H102ZM107 88H109V87H107ZM113 88H114V87H113ZM115 88H117V87H115ZM9 89H10V88H9ZM11 89H12V87H11ZM27 89H28V88H27ZM120 89H121V88H120ZM120 89H119V91H120ZM135 89H136V88H135ZM168 89H169V88H168ZM174 89H175V88H174ZM219 89H221V88H219ZM232 89H233V88H232ZM29 90H30V89H29ZM49 90H50V88H49ZM79 90H80V89H79ZM113 90H114V89H113ZM169 90H170V89H169ZM180 90H181V89H180ZM180 90H179V91H180ZM192 90H193V89H192ZM209 90H210V89H209ZM212 90H213V89H212ZM216 90H217V89H216ZM0 91H1V90H0ZM47 91H48V90H47ZM53 91H54V90H53ZM61 91H63V90L61 89ZM61 91H60V92H61ZM65 91H66V90H65ZM67 91H68V90H67ZM88 91H89V93H90V90H88ZM109 91H112V90H109ZM109 91H108V92H109ZM143 91H144V90H143ZM172 91H173V90H172ZM179 91H178V92H179ZM6 92H8V91H6ZM13 92H14V91H13ZM13 92H12V94H13ZM25 92H26V91H25ZM25 92H24V93H25ZM28 92L30 93V91H28ZM56 92H57V91H56ZM82 92H83V91H82ZM128 92H129V91H128ZM128 92H127V93H128ZM141 92H142V91H141ZM144 92H145V91H144ZM178 92H177V94H178ZM208 92H209V91H208ZM211 92H212V91H211ZM9 93H10V92H9ZM15 93H16V91H15ZM15 93H14V95H15ZM47 93H48V95H49V91H48ZM61 93H62V92H61ZM71 93H72V91H71ZM75 93H76V92H75ZM79 93H80V92H79ZM83 93H84V92H83ZM86 93H87V92H86ZM96 93H97V92H96ZM96 93H94V94H96ZM109 93H111V92H109ZM109 93H108V94H109ZM117 93H118V92H117ZM162 93H163V91H162ZM175 93H176V91H175ZM175 93H172V95L175 94ZM185 93H186V92H185ZM185 93H184V94H185ZM7 94H8V93H7ZM41 94H42V92L40 93V95H41ZM45 94H46V93H45ZM50 94H51V93H50ZM53 94H54V93H53ZM59 94H60V93H59ZM101 94H102V93H101ZM103 94L105 95L106 93H103ZM112 94H114V93H112ZM120 94H121V93H120ZM122 94H123V93H122ZM122 94H121V95H122ZM184 94H183V95H184ZM0 95H1V94H0ZM8 95H9V98H10V94H8ZM8 95H7V96H8ZM40 95H39V96H40ZM42 95H44V93H43ZM46 95H47V94H46ZM56 95H57V93H56ZM65 95H67V94H65ZM76 95L78 96L77 93H76ZM89 95H90V94H89ZM121 95H120V96H121ZM152 95H153V94H152ZM206 95H207V94H206ZM5 96H6V95H5ZM5 96H4V97H5ZM16 96H17V95H16ZM28 96H29V95H28ZM33 96H34V95H33ZM51 96H52V95H51ZM61 96H62V95H61ZM77 96H76V97H77ZM91 96H92V95H91ZM98 96H99V95H98ZM102 96H103V95H102ZM108 96H109V95H108ZM111 96H112V95H111ZM194 96H195V95H194ZM14 97H15V96H14ZM14 97H13V98H14ZM17 97H19V96H17ZM52 97H53V96H52ZM54 97H55V94H54ZM54 97H53L52 99H54ZM56 97H58V95H57ZM59 97H60V96H59ZM70 97H71V96H70ZM73 97H74V92H73ZM78 97H79V96H78ZM85 97H86V96H85ZM94 97H95V96H94ZM104 97H105V96H104ZM104 97H103V99H104ZM106 97H107V96H106ZM114 97H115V95H114ZM163 97H164V96H163ZM166 97H167V96H166ZM179 97H180V96H179ZM208 97H210V96H208ZM1 98H2V96H1ZM19 98H20V97H19ZM41 98H42V96H41ZM45 98H46V97H45ZM100 98H102V97L99 96V98H97V99H100ZM108 98H109V97H108ZM108 98H105V99L108 100ZM120 98H121V97H120ZM169 98H170V97H169ZM180 98H181V97H180ZM16 99H17V98H16ZM37 99H38V98H37ZM42 99H44V98H42ZM63 99H64V98H63ZM65 99H67V98H65ZM72 99H73V98H72ZM76 99H77V98H76ZM76 99H75V100H76ZM97 99H94V100L96 101ZM126 99H127V98H126ZM206 99H207V98H206ZM18 100H19V99H18ZM21 100H22V99H21ZM39 100H41V99L39 98ZM44 100H45V99H44ZM61 100H62V99H61ZM61 100H59V101H61ZM68 100H69V98H68ZM86 100H87V99H86ZM92 100H93V99H92ZM92 100H91V101H92ZM107 100H106V101H107ZM109 100H110V98H109ZM192 100H193V99H192ZM208 100H209V99H208ZM211 100H212V99H211ZM211 100H210V101H211ZM15 101H16V100H15ZM19 101H20V100H19ZM37 101H38V100H37ZM42 101H43V100H42ZM62 101H64V100H62ZM62 101H61V102H62ZM77 101H78V100H77ZM110 101H111V100H110ZM184 101H185V100H184ZM193 101H194V100H193ZM24 102H25V101H24ZM46 102H47V101H46ZM64 102H65V101H64ZM69 102H70V101H69ZM80 102H81V99H80ZM80 102L78 101L77 103H80ZM82 102H83V101H82ZM82 102H81V103H82ZM88 102H90L89 99H88ZM100 102H101V100H100ZM123 102H124V101H123ZM191 102H192V101H191ZM202 102H204V101H202ZM1 103H3V102H1ZM21 103H22V102H21ZM33 103H34V102H33ZM35 103H37V102H35ZM53 103H55V102H53ZM56 103H58V101H56ZM59 103H60V102H59ZM65 103H66V102H65ZM83 103H84V102H83ZM90 103H91V102H90ZM31 104H32V103H31ZM38 104H39V102L37 103V105H38ZM46 104H47V103H46ZM62 104L64 105L63 102H62ZM87 104H88V103H87ZM203 104H204V103H203ZM7 105H8V104H7ZM17 105H18V104H17ZM29 105H30V104H29ZM54 105H55V104H54ZM54 105H52L51 107L53 108ZM63 105H61V106H63ZM67 105H68V104L66 103V106H67ZM107 105H108V104H107ZM136 105L138 106V104H136ZM175 105H176V104H175ZM35 106H36V105H35ZM35 106H33V108H35ZM41 106H42V105H41ZM57 106H58V105H57ZM64 106H65V105H64ZM81 106H82V105H81ZM108 106H109V105H108ZM1 107H4V106H1ZM31 107H32V106H31ZM38 107H39V105H38ZM46 107H48V106H46ZM68 107H69V105H68ZM68 107H67V108H68ZM85 107H86V106H85ZM94 107H95V106H94ZM203 107H204V106H203ZM10 108H11V107H10ZM60 108H63V107H60ZM75 108H76V107H75ZM83 108H84V107H83ZM184 108H185V107H184ZM237 108H238V107L236 106V109H237ZM2 109H3V108H2ZM2 109H1V110H2ZM24 109H25V108H24ZM46 109H47V108H46ZM73 109H74V108H73ZM85 109H86V108H84V110H85ZM116 109H118V108H115V110H116ZM135 109H137V108H135ZM135 109H134V110H135ZM1 110H0V111H1ZM8 110H9V109H8ZM25 110H26V109H25ZM47 110H48V109H47ZM59 110H60V109H59ZM63 110H64V109H63ZM79 110H80V109H79ZM79 110H78V111H79ZM120 110H121V109H120ZM149 110H150V109H149ZM152 110H153V109H152ZM154 110H155V109H154ZM154 110H153V111H154ZM241 110H242V108H241ZM6 111H7V110H6ZM30 111H31V109H30ZM48 111H49V110H48ZM81 111H82V110H81ZM137 111H138V110H137ZM157 111H158V110H157ZM236 111H237V110H236ZM1 112H3V111H1ZM7 112H8V111H7ZM23 112H24V110H23ZM26 112H27V111H26ZM39 112H40V111H39ZM49 112H50V111H49ZM52 112H53V111H52ZM68 112H70V111H68ZM72 112H73V110H72ZM83 112H84V111H83ZM86 112H87V111H86ZM88 112H89V111H88ZM91 112H92V111H91ZM104 112H105V111H104ZM125 112H126V111H125ZM138 112H139V111H138ZM190 112H191V111H190ZM237 112H238V111H237ZM240 112H241V111H240ZM30 113H31V112H28V114H30ZM92 113H93V112H92ZM134 113H136V112H134ZM184 113H185V111H184ZM5 114H6V113H5ZM42 114H43V113H41V118L44 117V115H42ZM52 114H54V113H52ZM94 114H95V113H94ZM97 114H98V113H97ZM102 114H103V112H102ZM116 114H117V113H116ZM151 114H152V113H151ZM34 115H35V114H34ZM37 115H38V117H39V114H37ZM54 115H55V114H54ZM78 115H79V114H78ZM103 115L106 117L105 114H103ZM103 115H102V118L104 119V116H103ZM131 115H132V114H131ZM22 116H23V115H22ZM45 116H46V114H45ZM75 116L77 117V115H75ZM86 116H88V114H87ZM86 116H85V117H86ZM91 116H92V115H91ZM190 116H191V115H190ZM190 116H189V117H190ZM60 117H61V116H60ZM63 117H64V116H63ZM67 117H68V116H67ZM67 117H66V118H67ZM88 117H89V116H88ZM98 117H100V115H99ZM98 117H96L97 121L99 120ZM114 117H115V116H114ZM144 117H145V116H144ZM236 117H237V116H236ZM236 117H235V118H236ZM241 117H242V116H241ZM0 118H1V117H0ZM4 118H5V117H4ZM4 118H3V120H4ZM9 118H10V117H9ZM19 118H20V116H19ZM28 118H29V117H28ZM36 118H37V117H36ZM41 118H40V119H41ZM52 118H57V117H52ZM66 118H63V119L65 120ZM69 118H70V117H68V119H69ZM78 118H79V117H78ZM86 118H87V117H86ZM90 118H91V117H90ZM102 118L100 117V120H103ZM157 118H158V116H157ZM11 119H12V118H11ZM37 119H38V118H37ZM48 119H49V118H48ZM48 119H47V120H48ZM59 119H61V118H59ZM59 119H58V120H59ZM63 119H61V120H63ZM71 119H73V118H71ZM107 119H108V117H107ZM123 119H125V117H123ZM158 119H159V118H158ZM178 119H181V118H178ZM192 119H193V118H192ZM232 119H233V118H232ZM236 119H237V118H236ZM238 119H239V118H238ZM238 119H237V120H238ZM1 120H2V119H1ZM23 120H24V119H23ZM25 120H26V119H25ZM53 120H54V119H53ZM53 120H52V121H53ZM55 120H56V119H55ZM66 120H67V119H66ZM73 120H74V119H73ZM80 120H82V119H80ZM105 120H106V118H105ZM108 120H109V119H108ZM114 120H115V119H114ZM164 120H165V119H164ZM189 120H190V119H189ZM237 120H236V122H237ZM30 121H31V120H30ZM106 121H107V120H106ZM232 121H233V120H232ZM5 122H6V121H5ZM17 122H18V121H17ZM20 122H21V121H20ZM25 122H27V120H26ZM28 122H29V120H28ZM54 122H55V121H54ZM57 122H58V121H57ZM60 122H62V121H60ZM60 122H59V125H60ZM69 122H70V121H69ZM90 122H92V121L90 120ZM99 122H100V121H99ZM101 122H102V121H101ZM101 122H100V123H101ZM107 122L109 123V121H107ZM143 122H144V121H143ZM153 122H154V121H153ZM173 122H174V121H173ZM184 122H185V121H184ZM233 122L236 124L235 121H233ZM1 123H3V122H1ZM1 123H0V124H1ZM15 123H16V122H15ZM22 123H23V122H22ZM29 123L32 124V122H29ZM48 123H49V122H48ZM64 123H65V121H64ZM88 123H89V122H88ZM111 123H113V121H112ZM115 123H116V122H115ZM117 123H118V122H117ZM182 123H183V122H182ZM191 123H192V122H191ZM12 124H14V123H12ZM33 124H36V123L33 122ZM44 124H45V123H44ZM51 124H52V123H51ZM56 124H57V123H56ZM65 124H66V123H65ZM129 124H130V123H129ZM141 124H142V123H141ZM150 124H151V123H150ZM153 124H154V123H152V125H153ZM240 124H241V123H240ZM29 125H30V124H29ZM37 125H38V124H37ZM41 125H42V124H41ZM41 125H40V126H41ZM49 125H50V124H49ZM53 125H54V123H53ZM72 125H73V124H72ZM75 125H76V124H75ZM87 125H88V124H87ZM87 125H86V126H87ZM145 125H147V124H145ZM152 125H151L152 129H154V128H153L154 125H153V126H152ZM156 125H157V124H156ZM192 125H193V124H192ZM194 125H196V123H195ZM237 125H238V124H237ZM55 126H57V125H55ZM83 126H84V125H83ZM83 126H82V127H83ZM104 126H105V125H104ZM121 126H122V125H121ZM172 126H173V125H172ZM172 126H171V127H172ZM180 126H181V125H180ZM196 126H197V125H196ZM9 127H11V126H9ZM18 127H19V126H18ZM21 127H22V126H21ZM28 127H29V126H28ZM37 127H38V126H37ZM49 127H51V126H49ZM61 127H64V129H65V127H66L65 131L67 130L66 132H68V128H69V127L67 128V125H66V126H61ZM76 127H77V125H76ZM106 127H107V125H106ZM106 127H104V128H106ZM110 127H111V124H110ZM131 127H133V126H131ZM141 127H142V126H141ZM146 127H147V126H146ZM24 128H25V127H24ZM32 128H33V126H32ZM32 128H31V129H32ZM35 128H36V127H34V129H35ZM52 128H53V126H52ZM73 128H74V127H73ZM119 128H120V127H119ZM129 128H130V127H129ZM158 128H160V126H159V127H156V126H155V129H156V130H157ZM161 128H162V127H161ZM189 128H192V127L189 126ZM25 129H27V128H25ZM34 129H33V130H34ZM47 129H48V128H47ZM76 129H77V128H76ZM76 129H74V130H76ZM87 129H88V128H87ZM131 129H132V128H131ZM141 129H142V128H141ZM149 129H150V127H149ZM152 129H151V131H152ZM170 129H171V128H170ZM237 129H238V128H237ZM18 130H19V129H18ZM27 130H28V129H27ZM37 130H38V129H37ZM40 130H41V129H40ZM74 130H72V131H74ZM101 130H102V129H101ZM116 130L119 131L120 129L118 130V128H117ZM146 130L148 131L147 128H146ZM35 131H36V130H35ZM52 131H53V129H52ZM85 131H86V130H85ZM95 131H96V129L94 130V133H95ZM97 131H98V129H97ZM97 131H96V132H97ZM99 131H100V130H99ZM111 131H113L112 128H111ZM139 131H140V130H139ZM141 131H142V130H141ZM144 131H145V130H144ZM162 131H163V133H164V130H162ZM193 131H194V130H193ZM12 132H13V131H12ZM21 132H22V131H19V132H18V134L20 133L19 135H17L16 133H15V134H16L17 136H20V135H21ZM45 132H46V129H45ZM69 132H70V131H69ZM149 132H150V131H149ZM153 132H154V130H153ZM153 132H152V133H153ZM187 132H189V131H187ZM22 133H24V131H23ZM27 133H28V132H27ZM27 133H26V134H27ZM31 133H32V132H31ZM47 133H48V131H47ZM54 133H55V132H54ZM76 133H78V131H77V132L75 131V134H76ZM89 133H90V131H89ZM110 133L112 134V132H110ZM113 133H114V132H113ZM156 133H158V132L156 131ZM163 133H161V134H163ZM185 133H186V132H185ZM195 133H196V132H195ZM11 134H12V133H11ZM43 134H45V133H43ZM43 134H42V135H43ZM51 134H52V133H51ZM55 134H56V133H55ZM55 134H54V135H55ZM78 134H79V133H78ZM99 134H100V133H99ZM114 134H115V133H114ZM192 134H193V133H192ZM16 135H15V136H16ZM31 135H32V134H31ZM31 135L28 134V136H31ZM34 135H36V134L34 133ZM34 135H32V137H33ZM71 135H72V134H71ZM73 135H74V134H73ZM73 135H72V137L74 138V140H73L72 138H70L71 136H70L69 138L72 139V140L75 142V138H76L77 136L74 137L75 135H74V136H73ZM118 135H119V134H118ZM125 135H126V134H125ZM130 135H131V134H130ZM171 135H172V134H171ZM190 135H191V134H190ZM21 136H22V135H21ZM47 136H48V135H47ZM84 136H85V135H84ZM94 136H96V135H94ZM104 136H106V135H104ZM116 136H117V134H116ZM121 136H122V134H121ZM121 136H120V138L117 136V137H118L117 140H118V139H121ZM137 136H138V135H137ZM49 137H50V136H49ZM66 137H67V136H66ZM78 137H79V136H78ZM122 137H123V136H122ZM140 137H141V136H140ZM159 137H160V136H159ZM163 137H164V136H163ZM181 137H182V136H181ZM187 137H188V136H187ZM187 137H186V138H187ZM201 137H202V136H201ZM20 138H21V137H20ZM39 138H40V137H39ZM50 138H51V137H50ZM52 138H53V137H52ZM52 138H51V139H52ZM56 138H58V137L56 136ZM67 138H68V137H67ZM81 138H82V137H81ZM81 138H80V139H81ZM84 138H85V137H84ZM84 138H83V139H84ZM109 138H110V137H109ZM111 138L114 139L115 136H114V137H111ZM137 138H138V137H136V139H137ZM17 139H19V138H17ZM40 139H41V138H40ZM45 139H46V138H45ZM61 139L63 140V138H61ZM70 139H69V140H70ZM87 139H88V138H87ZM107 139H108V138H107ZM123 139H124V138H122V140H120V141H124ZM147 139H149V138H147ZM181 139H182V138H181ZM181 139H180V140H181ZM10 140H11V138H10ZM35 140H36V139H35ZM37 140H38V139H37ZM48 140H49V139H48ZM77 140H78V138H76V141H77ZM84 140H85V139H84ZM126 140H127V139H126ZM126 140H125V141H126ZM132 140H133V139H132ZM139 140H140V139H139ZM139 140H138V141H139ZM16 141H17V140H16ZM20 141H21V140H20ZM29 141H30V140H29ZM44 141H45V140H44ZM46 141H47V140H46ZM59 141H60V140H59ZM64 141H65V140H64ZM81 141H82V140H81ZM94 141H95V139H94ZM94 141H93V142H94ZM102 141H103V140H102ZM108 141H109V140H108ZM108 141H107V142H108ZM127 141H128V140H127ZM127 141H126V142H127ZM148 141H149V140H148ZM0 142H1V141H0ZM9 142H10V141H9ZM13 142H14V141H13ZM22 142H23V141H22ZM24 142H25V141H24ZM67 142H69V141L67 140L66 143H67ZM77 142H79V141H77ZM77 142H76V143H77ZM82 142H83V141H82ZM84 142H86V140H85ZM84 142H83V143H84ZM89 142H91V141H89ZM99 142H101V141H99ZM126 142H124L123 144L126 145ZM184 142H185V141H184ZM28 143H29V142H28ZM40 143H42V142H40ZM51 143H55V144H56L57 141H56V142H55V141H54V142H50V144H51ZM66 143H65V144H66ZM70 143H71V142H70ZM72 143H73V142H72ZM96 143H97V142H96ZM114 143H115V142H114ZM117 143H122V142H118V141H117ZM138 143H140V142H138ZM151 143H152V141H151ZM0 144H1V143H0ZM15 144H16V143H15ZM18 144H19V143H18ZM29 144H30V143H29ZM29 144H28V145H29ZM57 144H58V143H57ZM57 144H56V145H57ZM80 144H81V143H80ZM89 144H90V143H89ZM91 144H92V142H91ZM123 144H121V146L125 147ZM127 144H128V143H127ZM141 144H143V143H141ZM23 145H24V144H22V146H23ZM33 145H35V144H33ZM36 145H37V142H36ZM38 145H39V142H38ZM38 145H37V146H38ZM58 145H59V144H58ZM69 145H70V144H69ZM71 145H72V144H71ZM98 145H99V144H98ZM118 145H119V144H118ZM7 146H8V145H7ZM24 146H26V145H24ZM40 146H41V145H40ZM40 146H38V147H40ZM44 146H45V143H44ZM48 146H49V145H48ZM54 146H55V145H54ZM77 146H78V145H77ZM127 146H128V145H127ZM153 146H154V145H153ZM189 146H190V145H189ZM191 146H192V145H191ZM193 146H194V145H193ZM1 147H2V149H1L0 151L3 150V146H2V145H1ZM26 147H27V146H26ZM32 147H33V146H32ZM35 147H36V146H35ZM42 147H43V145H42ZM79 147H80V146H79ZM79 147H78V148H79ZM87 147H88V146H87ZM91 147H92V146H91ZM119 147H120V146H119ZM182 147H183V146H182ZM187 147H188V146H187ZM9 148H10V147H9ZM43 148H45V147H43ZM81 148H82V147H81ZM85 148H86V147H85ZM97 148H99V147H97ZM117 148H118V147H117ZM120 148H121V147H120ZM135 148H136V147H135ZM22 149H23V147L21 148V150H22ZM25 149H26V148H25ZM25 149H24V150H25ZM29 149H30V147L28 148V151H29ZM31 149H33V148H31ZM37 149H38V148H37ZM64 149H65V148H64ZM76 149H77V148H75L74 150L76 151ZM89 149H91V148H89ZM89 149H87V150H89ZM126 149H127V148H126ZM130 149H131V148H130ZM158 149H160V148H158ZM6 150H7V148H6ZM10 150H11V149H10ZM38 150H39V149H38ZM50 150H51V149H50ZM55 150H56V149H54V151H55ZM83 150H85V149H83ZM97 150H98V149H97ZM122 150H123V149H122ZM122 150H121V151H122ZM124 150H125V149H124ZM155 150H156V149H155ZM193 150H194V149H193ZM3 151H4V150H3ZM30 151H31V150H30ZM35 151H36V149H34L33 152H35ZM47 151H48V150H47ZM47 151H46V154H47ZM69 151H70V150H69ZM75 151H74V152H75ZM77 151H78V150H77ZM77 151L75 152L76 154H77ZM98 151H99V150H98ZM134 151H135V150H134ZM138 151H139V150H138ZM194 151H196V150H194ZM4 152H5V151H4ZM26 152H27V151H26ZM26 152H25V154H26ZM52 152H53V151H51L50 154H52ZM56 152L58 153V151H56ZM67 152H68V151H67ZM71 152H72V151H71ZM80 152H81V151H80ZM86 152H87V151H86ZM94 152H95V150H94ZM114 152H116V150H115ZM21 153H22V152H21ZM27 153H28V152H27ZM48 153H49V151H48ZM64 153H65V152H64ZM64 153H63V154H64ZM72 153H73V152H72ZM78 153H79V152H78ZM133 153H134V152H133ZM183 153H184V152H183ZM1 154H2V153H1ZM37 154H38V152H37ZM37 154L35 155V157L37 156ZM69 154H70V153H69ZM79 154H81V153H79ZM83 154H84V152H83ZM86 154H87V153H85V155H86ZM91 154H93V153H91ZM94 154H95V153H94ZM136 154H137V153H136ZM186 154H187V153L183 154V156L186 155ZM29 155H30V154H29ZM33 155H34V154H33ZM72 155H73V154H72ZM85 155H84V156H85ZM87 155L90 156V153L87 154ZM95 155H96V154H95ZM97 155H98V154H97ZM38 156H40V155H38ZM46 156H47V155H46ZM52 156H53V155H52ZM57 156H58V155H57ZM77 156H78V155H77ZM89 156H88V157H89ZM91 156H92V155H91ZM98 156H99V155H98ZM17 157H18V156H17ZM47 157H49V155H48ZM60 157H61V156H60ZM74 157H75V155H74ZM74 157H73V158H74ZM85 157H86V156H85ZM85 157H84V158H85ZM124 157H125V156H124ZM127 157H128V156H127ZM129 157H130V156H129ZM140 157H141V156H140ZM18 158L21 159V158H25V157H24V156H23V157L20 156V157H18ZM70 158H71V157H69V159H70ZM75 158H76V157H75ZM84 158L82 157V159H83L84 161H86V159H84ZM91 158H92V157H91ZM95 158H97V157H95ZM98 158H99V157H98ZM138 158H139V157H138ZM184 158H185V157H184ZM13 159H14V158H13ZM26 159H28V158H26ZM53 159H54V157H53ZM71 159H72V158H71ZM82 159H81V160H82ZM93 159H94V158H93ZM121 159H122V158H121ZM127 159H128V158H127ZM129 159H130V158H129ZM8 160H9V159H8ZM28 160L30 161V160H33V159L30 158V159H28ZM36 160L38 161V157H37ZM46 160H47V159H46ZM50 160L52 161V159H50ZM74 160H75V159H74ZM77 160H78V159H77ZM96 160H97V159H96ZM185 160H186V161H185ZM185 160H183V158H182L180 161H183V163H184V161H185V164H186L187 159H185ZM16 161H17V160H16ZM19 161H20V160H19ZM40 161H41V159H40ZM40 161H39V162H40ZM48 161H49V160H48ZM60 161H61V159H60ZM63 161H64V160H62V162H63ZM71 161H72V160H71ZM84 161H83V162L80 161V162H81V163H84ZM97 161H99V160H97ZM127 161L130 162L129 160H127ZM14 162H15V161H14ZM17 162H18V161H17ZM32 162H35V161L33 160ZM87 162H88V161H86L85 163H87ZM89 162H91V160H89ZM0 163H1V162H0ZM27 163H29V162H27ZM45 163H46V161H45ZM48 163H49V162H47V165H48ZM51 163H52V162H51ZM54 163H55V162H54ZM54 163H53L52 165H54ZM56 163H57V161H56ZM56 163H55V164H56ZM93 163H94V162H93ZM97 163H98V162H97ZM180 163H181V162H180ZM41 164H42V162H41ZM49 164H50V163H49ZM59 164L61 165V163H59ZM121 164H122V163H121ZM130 164H131V163H130ZM185 164H184V165H185ZM195 164H196V163H195ZM20 165H21V164H20ZM29 165H30V164H29ZM34 165H35V164H34ZM36 165H37V164H36ZM36 165H35V167H37ZM45 165H46V164H45ZM52 165H51V167H52ZM56 165H57V164H56ZM56 165H54L53 168L55 167V169H56V168H57ZM91 165H92V164H91ZM16 166L20 167L19 165H16ZM66 166H68V165H66ZM120 166H122V165H120ZM132 166H133V165H132ZM186 166H187V165H186ZM186 166H185V167H186ZM197 166H198V165H197ZM1 167H2V166H1ZM26 167H27V166H26ZM29 167H30V166H29ZM38 167L40 168V167H42V166H40V164H39ZM38 167H37V168H38ZM51 167H49V168H50V172H51V170H52ZM58 167H59V165H58ZM133 167H134V166H133ZM185 167H184V168H185ZM199 167H200V166H199ZM199 167H198V168H199ZM203 167H204V166H203ZM6 168H7V166H6ZM6 168H5V169H6ZM42 168H43V167H42ZM45 168H47V166H44L43 170H44ZM65 168H66V167H65ZM120 168H121V167H120ZM124 168H126V167L124 166ZM135 168H136V167H135ZM176 168H177V167H176ZM179 168H181V167H179ZM14 169H15V168H14ZM20 169H21V168H20ZM22 169H23V168H22ZM22 169H21V170H22ZM61 169H62V168H61ZM61 169H60V170H61ZM68 169H69V168H67V170H68ZM83 169H84V167H83ZM85 169H86V168H85ZM2 170H3V169H2ZM12 170H13V169H12ZM15 170H16V169H15ZM21 170H18V171L20 172ZM24 170H25V169H24ZM31 170H32V168H31ZM34 170H37V169H34ZM40 170H41V168H40ZM45 170H46V169H45ZM60 170H59V171L56 170V171L60 172ZM65 170H66V169H65ZM105 170H106V169H105ZM121 170H122V168H121ZM26 171H27V170H26ZM176 171H177V170H176ZM32 172H33V170H32ZM34 172H35V171H34ZM58 172H57V173H58ZM62 172H63V170H62ZM140 172H141V171H140ZM173 172H174V171H173ZM192 172H194V171L192 170ZM16 173H17V172H16ZM16 173H15V174H16ZM25 173H27V172H25ZM25 173H20V174L18 173V176L21 175V174H25ZM28 173H29V171H28ZM39 173H40V171H39ZM48 173H49V172H48ZM48 173H47L46 175L49 177L50 174H48ZM52 173H54V172H52ZM57 173H56V174H57ZM83 173H84V171H83ZM106 173H107V172H106ZM175 173H176V172H175ZM175 173H174V174H175ZM35 174H36V172H35ZM37 174H38V173H37ZM56 174H55V175H56ZM58 174H59V175H57V177L60 176V173H58ZM63 174H64V173H62V175H63ZM208 174H209V173H208ZM7 175H8V173H7ZM25 175H26V174H25ZM52 175H53V174H52ZM83 175L85 176V174H83ZM95 175H96V174H95ZM105 175H106V174H104V176H105ZM145 175H146V174H145ZM145 175H144V176H145ZM179 175H180V174H179ZM179 175H178V177H179ZM14 176H16V175H14ZM35 176H36V175H35ZM42 176L44 177L45 174L42 175ZM99 176H100V175H99ZM120 176H121V175H120ZM176 176H177V175H176ZM214 176H216V175H214ZM4 177H5V175H4ZM28 177H29V176H28ZM30 177H31V178H29V179H32V176H30ZM53 177H54V175L52 176V178H53ZM145 177H146V176H145ZM211 177H212V176H211ZM19 178H20V177H19ZM34 178H35V177H34ZM50 178H51V177H50ZM55 178H56V177H55ZM5 179H6V178H5ZM25 179H26V178H25ZM39 179L41 180V177H40ZM46 179H48V178H46ZM176 179H177V178H176ZM210 179H211V178H210ZM22 180H23V179H22ZM34 180H35V179H33V181H34ZM85 180H86V179H85ZM96 180H97V179H96ZM103 180H104V178H103ZM142 180H143V178H142ZM148 180H149V179H148ZM148 180H147V181H148ZM184 180H185V179H184ZM216 180H217V177H216ZM0 181H1V179H0ZM5 181H7V180H4V182H5ZM57 181H58V179H57ZM101 181H102V180H101ZM147 181H146V182H147ZM8 182H9V181H8ZM22 182H23V181H22ZM86 182H87V180H86ZM98 182L101 183V185H102V182H100V181H98ZM143 182H145V181H143ZM188 182H189V180H188ZM202 182H203V181H202ZM204 182H205V180H204ZM204 182H203V183H204ZM207 182L209 183L208 180H207ZM207 182H206V183H207ZM33 183H34V182H33ZM41 183H42V182H41ZM48 183H49V182H48ZM92 183H93V182H92ZM99 183H98V185H99ZM172 183H173V182H172ZM219 183H220V181H219ZM219 183H218V184H219ZM174 184H175V183H174ZM216 184H217V183H216ZM81 185H83V184H81ZM84 185H86V184H84ZM88 185H90V184H88ZM163 185H164V184H163ZM170 185H172V184H170ZM170 185H169V187H170ZM198 185H199V183H198ZM198 185H197V186H198ZM200 185H201L202 187H204L206 184L204 183V185H202V184H200ZM164 186H165V185H164ZM166 186H167V184H166ZM177 186H178V185H177ZM201 186H200V187H201ZM211 186H212V185H211ZM211 186H210V187H211ZM218 186H219V185H218ZM1 187H2V186H1ZM14 187H15V186H14ZM24 187H25V186H24ZM81 187H82V186H81ZM90 187H91V186H90ZM97 187H98V186H97ZM113 187H114V186H113ZM169 187H167V188H169ZM198 187H199V186H198ZM198 187H197V188H198ZM206 187H209V186H205V187H204V189H203L204 194L206 193V192H205V191H206V190H205ZM219 187H220V186H219ZM226 187H227V186H226ZM2 188H3V187H2ZM2 188H0V191L2 190ZM173 188H174V187H173ZM176 188H177V187H176ZM178 188H179V186H178ZM13 189H14V188H13ZM86 189H87V188H86ZM93 189H94V188H93ZM186 189H187V188H186ZM206 189H207V188H206ZM20 190H21V189H20ZM87 190H88V189H87ZM162 190H163V189H162ZM165 190H166V188H165ZM177 190H178V189H177ZM177 190H176V191H177ZM224 190H225V189H224ZM224 190H222V191H224ZM6 191H7V190H6ZM14 191H15V190H14ZM119 191H120V190H119ZM153 191H154V190H153ZM168 191H169V189H168ZM170 191H171V190H170ZM201 191H202V190L200 189L199 192H201ZM203 191H202V192H203ZM112 192H113V191H112ZM150 192H151V191H150ZM163 192H164V191H163ZM163 192H162V193H163ZM207 192H208V189H207ZM216 192H217V191H216ZM114 193H115V192H114ZM144 193H145V192H144ZM153 193H154V192H153ZM166 193H167V192H166ZM169 193H170V192H169ZM171 193H172V192H171ZM174 193H175V191H174ZM210 193L212 194V192H210ZM224 193H225V192H224ZM119 194H120V193H119ZM167 194H168V193H167ZM172 194H173V193H172ZM146 195H147V194H146ZM164 195H165V194H164ZM170 195H171V194H170ZM205 195H206V194H205ZM209 195H210V194H209ZM220 195H221V194H220ZM16 196H17V195H16ZM36 196H37V195H36ZM104 196H105V195H104ZM110 196H111V195H110ZM118 196H119V195H117L116 197H118ZM122 196H124V198H125V194H123ZM139 196H140V195H139ZM150 196H151V195H150ZM161 196H162V194H161ZM188 196H189V195H188ZM127 197H128V196H127ZM201 197H202V195H201ZM206 197H207V196H206ZM102 198H103V197H102ZM114 198H115V197H114ZM141 198H143V197H141ZM147 198H148V197H147ZM227 198H228V197H227ZM11 199H14V198H11ZM16 199H17V198H16ZM110 199H111V198H110ZM116 199H117V198H116ZM120 199L123 200L121 197H120ZM134 199H135V198H134ZM167 199H168V198H167ZM170 199H171V197H170ZM178 199H179V198H178ZM209 199H210V198H209ZM217 199H218V198H217ZM30 200H32V199H30ZM39 200H40V199H39ZM161 200H162V199H161ZM207 200H208V199H207ZM215 200H216V198H215ZM14 201H15V199H14ZM16 201H17V200H16ZM40 201H41V200H40ZM139 201H140V200H139ZM154 201H155V199H154ZM168 201H169V200H168ZM178 201H180V200H178ZM184 201H185V200H184ZM211 201H212V200H211ZM8 202H9V201H8ZM107 202H108V201H107ZM130 202H131V201H130ZM134 202H136V200H135ZM137 202H138V200H137ZM151 202H152V201H151ZM173 202H174V201H173ZM173 202H172V204H173ZM204 202H205V201H204ZM206 202H207V201H206ZM12 203H13V202H12ZM105 203H106V201H105ZM105 203H104V205H105ZM109 203H110V202H109ZM116 203H117V201H116ZM120 203H121V202H120ZM124 203H125V202H124ZM127 203L129 204V202H127ZM140 203H141V201H140ZM175 203H176V202H175ZM181 203H182V202H180V204H181ZM220 203H221V202H220ZM98 204H99V203H98ZM101 204H102V203H101ZM111 204H112V203H111ZM111 204H110V205H111ZM117 204H118V203H117ZM121 204H123V203H121ZM121 204H120V206H122ZM177 204H179V203H177ZM184 204H186V203H184ZM184 204H182V206H183ZM205 204H206V203H205ZM227 204H228V203H227ZM229 204H230V203H229ZM232 204H233V203H232ZM19 205H20V204H19ZM37 205H38V204H37ZM135 205H136V204H135ZM141 205H142V204H141ZM156 205H157V204H156ZM161 205H162V204H161ZM166 205H167V204H166ZM166 205H165V206H166ZM9 206H10V205H9ZM12 206H13V205H12ZM12 206H11V207H12ZM22 206H23V205H22ZM25 206H26V205H25ZM27 206H28V205H27ZM107 206H108V204H107ZM112 206H115V205H112ZM112 206H111V207H112ZM123 206H124V205H123ZM145 206H146V205H145ZM147 206H148V205H147ZM149 206H150V205H149ZM153 206H154V205H153ZM153 206H152V207H153ZM172 206H173V205H172ZM176 206H178V205H176ZM184 206H185V205H184ZM186 206H187V205H186ZM213 206H214V205H213ZM225 206H226V205H225ZM11 207H10V208H11ZM14 207H15V206H14ZM14 207H13V208H14ZM98 207H99V206H98ZM111 207H110V208H111ZM127 207H128V206H127ZM143 207H144V206H143ZM156 207H157V206H156ZM7 208H8V207H7ZM10 208H9V209H10ZM13 208H12V209H13ZM15 208H16V207H15ZM81 208H82V207H81ZM92 208H93V207H92ZM92 208H91V209H92ZM108 208H109V207H108ZM124 208H125V207H124ZM124 208H123V209H124ZM135 208H137V207H135ZM135 208H134V209H135ZM141 208H142V207H141ZM146 208H149V207H146ZM153 208H155V207H153ZM1 209H2V208H1ZM84 209H85V208H84ZM94 209H95V208H94ZM121 209H122V207H121ZM126 209H127V208H126ZM128 209H129V208H128ZM130 209H132V207H131ZM134 209H133V210H134ZM137 209H138V208H137ZM158 209H159V207H158ZM168 209H169V208H168ZM181 209H182V208H181ZM183 209H184V208H183ZM217 209H218V208H217ZM229 209H231V208H229ZM7 210H8V209H7ZM85 210H86V209H85ZM87 210H88V209H87ZM87 210H86V212L89 211V210H88V211H87ZM92 210H93V209H92ZM98 210H99V209H98ZM98 210H97V211H98ZM108 210H109V209H108ZM151 210H152V209H150V211H151ZM153 210H154V209H153ZM156 210H157V208H155V211H156ZM159 210H160V209H159ZM179 210H180V209H179ZM219 210H220V209H219ZM232 210H233V209H232ZM2 211H3V210H2ZM2 211H1V212H2ZM13 211H14V210H13ZM13 211H12V212H13ZM126 211H127V210H126ZM141 211H142V210H141ZM150 211H149V213H150ZM155 211H152V212H155ZM170 211H171V210H170ZM182 211H184V210H182ZM1 212H0V213H1ZM81 212L84 213L83 210H81ZM81 212H80V213H81ZM114 212H115V211H114ZM123 212H124V211H123ZM136 212H137V211H136ZM138 212H140V211H138ZM180 212H181V211H180ZM204 212H206V211H204ZM214 212H215V211H214ZM219 212H220V211H219ZM2 213H3V212H2ZM4 213H5V212H4ZM77 213H78V212H76L75 214H77ZM80 213H79V216H81ZM88 213H89V212H88ZM91 213H92V212H91ZM93 213H94V212H93ZM101 213H102V212H101ZM134 213H135V211H134ZM145 213H146V212H145ZM184 213H186V212H184ZM216 213H217V212H216ZM221 213H222V212H221ZM14 214H15V212H14ZM98 214H99V213H98ZM106 214H107V213H106ZM109 214H110V213H109ZM109 214H108V215H109ZM126 214H127V213H126ZM126 214H125V215H126ZM179 214H180V213H179ZM182 214H183V212H182ZM186 214H187V213H186ZM214 214H215V213H214ZM19 215H20V214H19ZM85 215H86V213H85ZM87 215H88V214H87ZM95 215H96V213H95ZM112 215H114V214L112 213ZM112 215H111V216H112ZM118 215H119V214H118ZM138 215H139V214H138ZM177 215H178V214H177ZM215 215H216V214H215ZM215 215H214V216H215ZM218 215H219V213H218ZM221 215H222V214H221ZM221 215H220V216H221ZM3 216H4V215H3ZM8 216H9V215H8ZM76 216H77V215H74V217H76ZM89 216H90V215H89ZM104 216H106V215H104ZM115 216H117V215H115ZM120 216H121V215H120ZM148 216H150V215H148ZM154 216H156V215H154ZM154 216H153V218H154ZM5 217H6V214H5ZM12 217H14V216H12ZM12 217H11V218H12ZM77 217H78V216H77ZM91 217H93V216L91 215ZM91 217H90V218H91ZM109 217H110V215H109ZM117 217H118V216H117ZM150 217H152V216H150ZM177 217H179V216H177ZM217 217H218V216H217ZM83 218H84V217H83ZM90 218H89V219H90ZM97 218H98V216H97ZM99 218H100V217H99ZM99 218H98V219H99ZM101 218H102V216H101ZM110 218H112V217H110ZM132 218H133V216H132ZM219 218H220V217H219ZM3 219H4V218H3ZM14 219H15V218H14ZM14 219H13V220H14ZM76 219H77V218H76ZM86 219H87V222H88V218H86ZM91 219H92V218H91ZM95 219H96V218H95ZM95 219H94V220H95ZM113 219H114V222H115V217H114ZM113 219H111V220L113 221ZM150 219H152V218H150ZM190 219L192 220V218H190ZM210 219H211V218H210ZM210 219H209V220H210ZM220 219H222V218H220ZM107 220H108V219H107ZM111 220H110V222H111ZM142 220H143V219H142ZM142 220L140 221V223L142 222ZM144 220H145V219H144ZM146 220H147V219H146ZM206 220H207V219H206ZM214 220H216V219H214ZM224 220H225V219H224ZM14 221H15V220H14ZM51 221H52V220H51ZM77 221H80V220H77ZM99 221H100V220H99ZM104 221H106V219H104ZM119 221H120V220H119ZM130 221H131V220H130ZM130 221H129V222H130ZM136 221H138V219H137ZM147 221H148V220H147ZM181 221H182V220H181ZM220 221H221V220H220ZM231 221H232V220H231ZM92 222H93V220H92ZM97 222H98V221H97ZM101 222H102V221H101ZM116 222H117V220H116ZM125 222H126V220H125ZM127 222H128V221H127ZM178 222H179V221H178ZM184 222H185V221H184ZM218 222H219V221H218ZM221 222H222V221H221ZM221 222H220V223H221ZM228 222H229V220H228ZM7 223H8V222H7ZM48 223H49V222H48ZM52 223H53V222H52ZM67 223H68V222H67ZM80 223H81V222H80ZM84 223H86V222L84 221ZM90 223H91V220H90ZM93 223H94V222H93ZM104 223H105V222H103V224H104ZM136 223H137V222H135V224H136ZM144 223H146V222H144ZM144 223H143V224H144ZM154 223H156V222H154ZM165 223H166V222H165ZM173 223H174V222H173ZM223 223H224V222H223ZM229 223H230V222H229ZM16 224H17V223H16ZM103 224H102V226H104ZM113 224H115V223H113ZM117 224H118V223H117ZM143 224H142V225H143ZM176 224H177V223H176ZM176 224H175V225H176ZM192 224H193V223H192ZM203 224H204V223H203ZM207 224H209V223H206V225H207ZM214 224H216V222H215ZM214 224H213V225H214ZM227 224H228V223H227ZM1 225H2V224H1ZM10 225H11V222H10ZM58 225H59V224H58ZM118 225H119V224H118ZM125 225H126V224H125ZM131 225H132V224H131ZM146 225L148 226V225H150V224H146ZM146 225H145V226H146ZM152 225L155 226V224L151 223V226H150V227H152ZM160 225H161V224H160ZM179 225H180V224H179ZM179 225H178V226H179ZM206 225H204V227H205ZM213 225H212V226H213ZM228 225H229V224H228ZM52 226H53V225H52ZM79 226H80V225H79ZM95 226H96V225H95ZM100 226H101V225H100ZM115 226H116V225H115ZM115 226L113 225V227H115ZM119 226H120V225H119ZM133 226H134V225H133ZM147 226H146V227H147ZM190 226H191V225H189V227H190ZM212 226H211V227H212ZM214 226H215V225H214ZM216 226H217V225H216ZM222 226H223V225H222ZM230 226L232 227V225H230ZM11 227H12V226H11ZM70 227H71V226H70ZM105 227H106V226H105ZM107 227H108V226H107ZM159 227H161V229L163 228L162 226H159V225H158V228H159ZM208 227H209V226H208ZM231 227H230V228H231ZM56 228H57V227H56ZM62 228H63V227H62ZM68 228H69V227H68ZM73 228H74V227H73ZM90 228H91V227H90ZM97 228H98V227H97ZM119 228H120V227H119ZM126 228H127V227H126ZM126 228H125V229H126ZM154 228L156 229L157 227H154ZM218 228H222V227H218ZM15 229H16V228H15ZM69 229H70V228H69ZM69 229H68V230H69ZM71 229H72V228H71ZM115 229H118V228H115ZM139 229H140V228H139ZM142 229H143V226H142ZM142 229H141V230H142ZM147 229L149 230L150 228H147ZM161 229H158V230H161ZM199 229H200V228H199ZM201 229H202V226H201ZM201 229H200V230H201ZM203 229H204V228H203ZM216 229H217V228H216ZM234 229H235V228H234ZM87 230H88V229H87ZM123 230H124V229H123ZM127 230H129V228H127ZM130 230H131V227H130ZM144 230H145V229H144ZM179 230H180V229H179ZM189 230H190L189 232H191V229H190V228H189ZM227 230H228V229H227ZM232 230H233V228H232ZM11 231H12V230H11ZM11 231H10V232H11ZM48 231H49V230H48ZM53 231H54V230H53ZM55 231H57V229H56ZM55 231H54V232H55ZM66 231H67V229H66ZM103 231H104V230H103ZM106 231H107V230H106ZM135 231H136V230H135ZM164 231H165V230H164ZM167 231H168V230H167ZM202 231H203V230H202ZM219 231H220V230H219ZM219 231H218V232H219ZM222 231L224 232V227H223ZM229 231H230V230H229ZM229 231H227V232H229ZM70 232H71V231H70ZM86 232H87V231H86ZM108 232H109V230H108ZM126 232H127V231H126ZM151 232H152V231H151ZM160 232H161V231H160ZM172 232H173V231H172ZM172 232H171V233H172ZM175 232H176V231H175ZM184 232H186V231H184ZM5 233H6V232H5ZM12 233H13V231H12ZM65 233L67 234V232H65ZM72 233H73V232H72ZM79 233H80V232H79ZM79 233H77V234L79 235ZM120 233H122V232H120ZM131 233H132V232H131ZM163 233H164V232H163ZM163 233H162V234H163ZM168 233H169V232H168ZM173 233H174V232H173ZM214 233H215V232H214ZM234 233H235V232H233V234H234ZM1 234H2V233H1ZM1 234H0V235H1ZM59 234H60V233H59ZM62 234H63V233H62ZM95 234H96V233H95ZM125 234H126V233H125ZM127 234H128V233H127ZM127 234H126V235H127ZM137 234H138V233H137ZM144 234H146V231H144ZM147 234H148V233H147ZM147 234H146V235H147ZM220 234H221V233H220ZM223 234H224V233H223ZM225 234H226V233H225ZM227 234H228V233H227ZM5 235H6V234H5ZM5 235H4V236H5ZM67 235H68V234H67ZM74 235H75V234H74ZM111 235H114V233H113V234L111 233ZM111 235H110V236H111ZM115 235H116V234H115ZM120 235H121V234H120ZM153 235H154V234H153ZM184 235H185V234H184ZM184 235H183V236H184ZM198 235H199V234H198ZM56 236H57V235H56ZM59 236H60V235H59ZM59 236H58V237H59ZM71 236H73V235H71ZM71 236H70V237H71ZM116 236H117V235H116ZM123 236H124V235H123ZM147 236H148V235H147ZM151 236H152V235H151ZM156 236H157V235H156ZM170 236H171V235H170ZM170 236H169V237H170ZM206 236H207V235H206ZM206 236H205V237H206ZM218 236H219V235H218ZM228 236H229V235H228ZM66 237H67V239H69V238H68L69 236H66ZM77 237H78V236H77ZM106 237H107V236H106ZM106 237H105V238H106ZM125 237H127V236H125ZM130 237H133L132 234L130 235ZM130 237H129V238H130ZM138 237H140V236H138ZM142 237H143V236H142ZM148 237H149V236H148ZM160 237H161V236H160ZM164 237H165V236H164ZM221 237H222V236H221ZM8 238H10V237H8ZM83 238L86 239V237H84V236H83ZM91 238H92V237H91ZM95 238H96V237H95ZM111 238H112V237H111ZM129 238L127 237L126 240H132V239H129ZM136 238H137V237H136ZM136 238H135V240H136ZM161 238H162V237H161ZM181 238H182V237H181ZM216 238H217V237H216ZM224 238H225V240H226V235H224ZM15 239H16V238H15ZM55 239H56V238H55ZM55 239H54V242H55V244H56ZM57 239H58V238H57ZM60 239H61V242H63V240H62L63 238L60 237ZM79 239H80V238H79ZM79 239H78V240H79ZM152 239H153V238H152ZM186 239H189V238H186ZM200 239H201V238H200ZM202 239H203V238H202ZM23 240H25V239H23ZM27 240H28V239H26V244L28 243ZM38 240H39V239H38ZM69 240H71V239H69ZM92 240H93V239H92ZM105 240H106V239H105ZM112 240H114V238H112ZM115 240H116V238H115ZM117 240H120V238H119V239L117 238ZM137 240H138V239H137ZM160 240H161V239H160ZM183 240H184V239H183ZM196 240H197V239H196ZM225 240H223V241H225ZM236 240H237V239H236ZM14 241H15V240H14ZM95 241H96V240H95ZM106 241H107V240H106ZM155 241H158V239L155 240ZM201 241H202V240H201ZM30 242H31V240H30ZM33 242H34V241H33ZM54 242H52V240H51V243H52V244H53ZM64 242H65V241H64ZM86 242H87V241H86ZM125 242H126V241H125ZM158 242H159V241H158ZM180 242H181V241H180ZM204 242H205V241H204ZM212 242H213V241H212ZM231 242H232V241H231ZM233 242H234V241H233ZM235 242H237V241H235ZM2 243H4V242H2ZM21 243H23V241H21ZM24 243H25V242H24ZM37 243H38V242H37ZM74 243H77V242L74 241ZM81 243H83V242H81ZM107 243L109 244V242H107ZM127 243H128V241H127ZM127 243H126V244H127ZM130 243H131V244L133 243V246H134L136 242H132V241H130ZM137 243H138V242H137ZM145 243H146V242H145ZM184 243H185V242H184ZM192 243H193V241H192ZM217 243H218V242H217ZM219 243H220V242H219ZM237 243H239V242H237ZM0 244H1V241H0ZM26 244H24V245H26ZM29 244H30V243H29ZM29 244H28V245H29ZM39 244H40V243H39ZM58 244H59V240H58ZM63 244H66V242H65V243H62V245H63ZM70 244H71V243H70ZM86 244H89V243H86ZM90 244H92V243H90ZM90 244H89V245H90ZM103 244H104V243H103ZM105 244H106V243H105ZM112 244H113V243H112ZM116 244H117V242H116ZM119 244H120V243H119ZM156 244H157V243H156ZM165 244H166V243H165ZM210 244H211V243H210ZM230 244H232V243H229V245H230ZM9 245H10V244H9ZM33 245H34V244H33ZM33 245H32V246H33ZM62 245L60 244V246H62ZM82 245H83V244H82ZM89 245H88V246H89ZM101 245H102V244H101ZM138 245H140V244L138 243ZM138 245H137V246H138ZM142 245H143V243H142ZM162 245H163V244H162ZM172 245H174V244L172 243ZM223 245H224V244H223ZM225 245H227V243H226ZM232 245H233V244H232ZM7 246H8V245H7ZM7 246H6V251H7ZM30 246H31V244H30ZM32 246H31V247H32ZM41 246H43V245H41ZM48 246H49V245H48ZM50 246H51V244H50ZM57 246H58V245H57ZM66 246H67V245H66ZM66 246H65V248H66ZM71 246H72V244H71ZM75 246H76V245H75ZM85 246H86V245H85ZM88 246H87V247H88ZM105 246H106V245H105ZM126 246L128 247V245H126ZM135 246H136V245H135ZM144 246H145V245H144ZM165 246H166V245H165ZM184 246H185V244H184ZM200 246H201V245H200ZM210 246H211V245H210ZM221 246H222V245H221ZM235 246H236V245H235ZM22 247H23V248L26 247L25 249L27 250V245H26V246H22ZM34 247H36V246H34ZM39 247H40V246H39ZM91 247H92V246H91ZM101 247H102V246H101ZM117 247H118V246H117ZM117 247H116V248H117ZM145 247H146V246H145ZM163 247H164V246H163ZM176 247H177V245H176ZM212 247H213V245H212ZM216 247H217V246H215V248H216ZM231 247H232V246H231ZM36 248L38 249V246H37ZM40 248H42V247H40ZM45 248H46V247H45ZM62 248H64V245H63ZM68 248H69V246L67 247V249H68ZM73 248L75 249L74 246H73ZM77 248H79V247H77ZM84 248H85V247H83V249H84ZM102 248H103V247H102ZM102 248L100 249L101 251H103ZM111 248H112V247H111ZM113 248H114V247H113ZM130 248H131V247H130ZM169 248H170V247H169ZM169 248H168V249H169ZM179 248H180V247H179ZM187 248H188V247H187ZM194 248H195V247H194ZM198 248H199V247H198ZM221 248H222L223 250H226V249H224L225 247H224V248L221 247ZM227 248H228V247H227ZM0 249H1V248H0ZM8 249H9V248H8ZM15 249H16V251H17V248H15ZM21 249H22V248H21ZM58 249H59V248H58ZM83 249H82V250H83ZM96 249H97V248H96ZM98 249H99V248H98ZM104 249H105V248H104ZM125 249H126V248H125ZM131 249H132V248H131ZM136 249H137V248H136ZM139 249H140V248H139ZM144 249H145V248H144ZM166 249H167V248H166ZM222 249H220V251H221ZM229 249H230V248H229ZM235 249H236V248H235ZM18 250H19V248H18ZM23 250H24V249H22V251H23ZM26 250H25V252H26ZM53 250H54V249H53ZM64 250H65V249H64ZM90 250H91V249H90ZM109 250H110V249H109ZM109 250H107V251H109ZM114 250H116V249H114ZM127 250H128V249L123 250V251L125 252V255H126ZM147 250H149V249H147ZM163 250H164V249H163ZM210 250H211V249H210ZM210 250H209V251H210ZM16 251H14V252H16ZM39 251H40V250H39ZM54 251H55V250H54ZM56 251H57V250H56ZM66 251H67V250H66ZM68 251H69V250H68ZM72 251H73V250H72ZM77 251H78V250H77ZM77 251H76V252H77ZM105 251H106V250H105ZM105 251H104V252H105ZM120 251H121V250H120ZM129 251H130V249H129ZM129 251H128V253H129ZM193 251H197V250H196V249H193ZM18 252H20V251H18ZM18 252H17V253H18ZM25 252L23 251L21 254H24ZM27 252H28V251H27ZM32 252H33V251H32ZM35 252H36V251H35ZM40 252H42V249H41ZM40 252H39V253H40ZM52 252H53V251H52ZM63 252H64V251H63ZM80 252H81V251H80ZM121 252H122V251H121ZM121 252H118V253H121ZM134 252H135V250H134ZM140 252H141V251H140ZM182 252H183V251H182ZM3 253H5V252H3ZM28 253H29V252H28ZM39 253L37 252L36 255H38ZM54 253H55V252H54ZM59 253H61V254H59ZM59 253H58V254L61 255L62 258H63V257H64V254L62 255V252H61V251H59ZM64 253H65V252H64ZM67 253H68V252H67ZM67 253H66V254H67ZM73 253H74V252H73ZM83 253H84V251H83ZM112 253H113V252H112ZM115 253H116V252H115ZM118 253H117V254H118ZM144 253H145V252H143V254H144ZM155 253H156V251H155ZM171 253H172V252H171ZM187 253H189V251H188ZM219 253H220V252H219ZM235 253H236V252H235ZM9 254H10V252H9ZM21 254H20V256H21ZM25 254H26V253H25ZM45 254H46V252H45ZM51 254H52V253H51ZM68 254H70V253H68ZM71 254H72V253H71ZM74 254H75V253H74ZM76 254L78 255V253H76ZM96 254H97V251H96ZM102 254H103V253H102ZM108 254H109V253H108ZM113 254H114V253H113ZM113 254H112V255H113ZM157 254H159V253L157 252ZM179 254H180V253H179ZM238 254H239V253H238ZM241 254H242V253H241ZM247 254H248V253H247ZM30 255H32V254H30ZM33 255H34V254H33ZM33 255H32V257L35 256V255H34V256H33ZM52 255H53V254H52ZM77 255H76V257H77ZM79 255H80V254H79ZM88 255H89V252H88ZM93 255H94V253H93ZM93 255H92V256H93ZM120 255H121V254H120ZM120 255H119V256H120ZM139 255H140V254H139V252H138V255L136 254V256H139ZM151 255H152V254H151ZM154 255H156V254H154ZM161 255H162V254H161ZM163 255H164V254H163ZM231 255H232V254H231ZM231 255H230V257H231V259H233ZM12 256H13V255H12ZM24 256H25V255H24ZM26 256H28V255H26ZM26 256H25V257H26ZM53 256H54V255H53ZM71 256H73V255H71ZM74 256H75V255H74ZM84 256H85V255H84ZM84 256H83V257H84ZM94 256H95V255H94ZM96 256H97V255H96ZM96 256H95V257H96ZM101 256H102V255H101ZM116 256H117V255H116ZM123 256H124V255H123ZM131 256H132V255H131ZM131 256H130V258H131ZM147 256H148V255H147ZM206 256H207V255H206ZM21 257H22V256H21ZM21 257H19V259H20ZM29 257H30V256H29ZM29 257H28V259H29ZM32 257H31V258H32ZM80 257H81V256H80ZM87 257H88V256H87ZM102 257H103V256H102ZM107 257H109V255H108ZM114 257H115V256H114ZM155 257H157V256H155ZM172 257H173V255H172ZM180 257H182V255L179 256V258H180ZM245 257H247V256L245 255ZM37 258H39V257H37ZM62 258L58 257V259H57L55 262L60 263V261H63ZM64 258H65V257H64ZM89 258H91V257L89 256ZM119 258H120V257H119ZM132 258H133V259L135 258V257H134V254H133V257H132ZM150 258H151V257H150ZM152 258H153V257H152ZM168 258H169V257H168ZM177 258H178V257H177ZM209 258H210V257H209ZM218 258H219V257H218ZM223 258H224V257H223ZM3 259H4V258H3ZM22 259H23V258H22ZM34 259H35V258H34ZM53 259H54V258H53ZM60 259H61V260H60ZM72 259H73V258H72ZM75 259H77L76 261H77V264H78V258H75ZM86 259L88 260V258H86ZM86 259L84 260L85 262H86ZM94 259H97V257L94 258ZM112 259H113V258H112ZM137 259H138V258H137ZM144 259H146V257H145ZM144 259H143V260H144ZM173 259H174V257H173ZM224 259H225V258H224ZM226 259H227V258H226ZM226 259H225V260H226ZM228 259H229V258H228ZM8 260H9V259H7V261H8ZM31 260H32V259H31ZM48 260H49V259H48ZM64 260H65V259H64ZM91 260L93 261V259H89L90 263H91ZM102 260H103V259H102ZM110 260H111V259H110ZM121 260H123V259H121ZM125 260H126V259H125ZM127 260H128V258H127ZM129 260H131V259H129ZM129 260H128V261H129ZM151 260H152V259H151ZM154 260H155V259H154ZM158 260H159V259H158ZM158 260H157V261H158ZM161 260H162V259H161ZM229 260H230V259H229ZM10 261H11V260H10ZM44 261H45V260H44ZM58 261H59V262H58ZM74 261H75V260H74ZM99 261H100V259H99ZM103 261H104V260H103ZM116 261H117V260H116ZM128 261H126V262L128 263ZM132 261H133V260H132ZM134 261H135V260H134ZM152 261H153V260H152ZM171 261H172V260H171ZM176 261H177V260H176ZM206 261H208V260H206ZM216 261H217V260H216ZM241 261H243V260H241ZM41 262H42V260H41ZM53 262H54V261H53ZM65 262H66V263H65ZM65 262H64V263L67 264V261H65ZM80 262H81V261H80ZM100 262H102V261H100ZM100 262L97 261V263H100ZM122 262L124 263V261H122ZM143 262H144V261H143ZM153 262H154V261H153ZM163 262H164V260H163ZM163 262H162V263H163ZM169 262H170V261H169ZM219 262L221 263V260H220ZM223 262H224V261H222V263H223ZM227 262H228V261H227ZM227 262H226V263H227ZM234 262H236L235 259H234ZM3 263H4V262H3ZM25 263H26V262H25ZM25 263H24V264H25ZM32 263H33V261H32ZM62 263H63V262H62ZM64 263H63V264H64ZM71 263H74V262L71 261ZM97 263H96V264H97ZM106 263H107V262H106ZM123 263H122V264H123ZM127 263H126V264H127ZM129 263H130V262H129ZM133 263H134V262H133ZM133 263H130V264H133ZM136 263H137V262H136ZM140 263H142V261H141ZM155 263H156V262H155ZM174 263H175V262H174ZM203 263H204V262H203ZM207 263H208V262H207ZM207 263H206V264H207ZM224 263H225V262H224ZM1 264H2V263H1ZM29 264H31V263H29ZM39 264H40V263H39ZM55 264H56V263H55ZM75 264H76V263H75ZM83 264H84V262H83ZM87 264H89V263H87ZM92 264H94V263H92ZM101 264H103V263H101ZM110 264H113V262L110 263ZM118 264H120V262H118ZM152 264H153V263H152ZM160 264H161V263H160ZM198 264H199V263H198ZM200 264H201V263H200ZM208 264H210V263H208ZM211 264H213V263H211ZM214 264H215V263H214ZM230 264H231V263H230ZM234 264H235V263H234ZM239 264H240V263H239ZM241 264H243V263H241ZM245 264H246V263H245Z\"/></svg>",
    "mask_w": 264,
    "mask_h": 264
}]
</instances>
